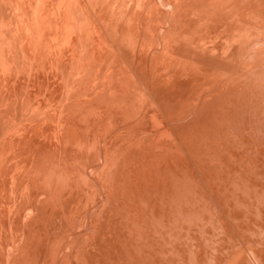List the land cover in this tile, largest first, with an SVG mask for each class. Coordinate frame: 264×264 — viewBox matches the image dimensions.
Instances as JSON below:
<instances>
[{
	"label": "rangeland",
	"instance_id": "1",
	"mask_svg": "<svg viewBox=\"0 0 264 264\" xmlns=\"http://www.w3.org/2000/svg\"><path fill=\"white\" fill-rule=\"evenodd\" d=\"M2 1H4V0H0V2H1L0 3V6H1L0 10L3 9V13H2V11H0L3 14L2 15L0 13V15H1L0 16L1 17L0 23L2 24V25L0 24L1 25L0 26V28H1L0 29V31H1L0 35L1 36L0 37L3 40L4 39L5 40L1 41V44L2 43L3 44L0 46V48H1L4 45V48L2 47L0 49L1 50L0 51L1 52L0 53L1 54L0 55V64H2V62H3L2 66H0L2 68V71H0V72L3 73L6 70V68L8 70L9 68H12L14 66L16 67V65H15V64H17L16 61H18L17 59H20L19 57L24 56L23 53H21V52L26 51V47H27V51H28L29 55H28L27 51H26L25 55H28V61L29 62L25 59L26 56L23 58L24 60L22 58L21 59L24 63L26 61V64L28 62L27 65H29V67L28 66L26 67L25 64L20 63L21 64L20 65L18 63L20 66L17 64V68H18L17 70L14 71L12 68L9 70H13V71L9 72L6 70L5 71L6 73L4 72L7 76L6 78L3 77V76H5V74L2 75V73H0L1 74V76H0V89H1L0 98L2 97V99L4 100V102H2L3 100L0 99L1 100L0 106H3V108H1V109L5 108V110L11 111L9 113L7 111L6 112L4 111L5 113L9 114V117H7L8 116L7 114H6L7 115L6 116L5 113H1L2 119L4 120V118H6V117L8 119H10V117L14 116L13 117L14 120H12V121H11V119L10 120L5 119V120H8L12 123H15L16 122L15 119L16 120L18 119L17 122L20 123V124L15 123L16 126H15V124H13L15 127H17V124H19L18 125L19 127H17L19 130V133L16 132L15 129H17V128H14V126L11 123H9V125L6 123H5V125H3L4 122L2 121L3 124H0V126H1L0 127V135L2 138V139H0V143L2 142L3 139L6 140L5 142H3L4 144L1 143L2 147L0 146V158H1V163H0L1 168L0 169L5 168V166H3L4 160H5V158H3L4 154H5L6 159L10 156V158L7 159L8 161L6 160V163L7 162L12 163V165L9 164L7 167L9 169L11 167V169H13L12 170L13 172H15V169H16V166L13 165V162H14V164H19V167H20V165H23L22 163L25 162L23 165V168L21 166V169L23 170V169L27 168V170H26L27 172H25L24 170L21 171V169L18 167L17 168L19 169V171L16 169L17 172H15V173H13L12 171L5 172V173H7L5 176L6 178H4V176L1 177V174H0V177L5 179V181H6L5 182L3 179H1L4 182L3 183L0 180V184L3 183L0 185V229L2 227V230H1L2 233H0V237H2V239H1L2 241L0 244L2 245V243H3L5 248L7 246V243L9 245L4 250L2 249L3 245L2 246L0 245V248H1L0 256H1L2 252L6 254V256H5L6 259L2 255V257H0V262L4 258V261L2 260L3 262H1V263H4L6 261V264H59V263L60 264H92V263L93 264H132V262H133V264H160V263L161 264H198L201 260L206 261L208 264H212V263L216 264V258L218 257L219 259L224 261L225 264H229V263H231L230 261L232 260V257L235 253L236 254L240 253L241 255L243 254V256H241V257H245L247 260H249L250 259L249 254L252 255L251 251L253 249H255L256 251L258 250L260 255L263 257V258H260V264H264V234H263L264 233V192H262V190L254 189V186H257V188L260 187V189H262L264 187V178H263L264 177V160H263L264 159V86L254 84L255 77L260 72H262V70L264 69V16H261L260 13L257 12V8H256L257 6L254 7L253 4L252 5H244L243 3L237 4L236 0H232V3L230 2L231 0H228V1L227 0H214V2H213V0H211V1L210 0H199V1L193 0L194 3H192V4L189 3L191 0L189 2H188V0H186V1L184 0L185 2L182 1L183 4H180V5H181V8H185V6L187 7V9L186 8L184 9V11L186 10V12H184V14H186V15H184L182 13L183 15L180 14L182 16V18H181V16H179L180 18H178V16H177L178 7L180 9V5H178V2L180 0L179 1H176V0H160V1L159 0H153V1L152 0H130V1L126 0L125 1V0H123L124 1L123 6H121L119 4L122 0H106V1L101 0L102 2H100V3H99V1H96L97 3L95 1H94L95 3L94 2H90V3L87 2V4H89V5H87L86 1L84 2V0H78L79 4L81 3L80 4L81 6L83 4L82 3V1H83L85 4V8H87V11L84 10L85 8L82 9V11L79 12L80 13L79 16L81 15V12L83 14L88 12V13H86V16H87V14H90V12H93V15H92L93 19L91 18V15H89L90 17L87 16V18L85 16V18L86 19L91 18L94 21H91L89 23V20H91V19L86 20L84 18V15L82 14L83 15L82 17L84 18V19L82 18L83 19L82 22L85 23L84 25H86L88 23L89 24L92 23L93 26L96 23L97 25H95V26L97 28H96V30H95L96 32H95L94 30L90 29L89 24H88L89 26L88 25H86V26L80 25L81 29L78 27L79 23L81 21V16L79 18H76V19H78L79 22H77L76 19H75V21H73L74 15L77 12V11L74 12V10H73L74 7H72L70 9V11H67V13L69 12L68 15L66 16L67 18L64 16L65 19L64 18L62 19L61 16L65 15L66 10H63V8H61L57 5H54L55 7L57 6L56 8L54 7V9H56L55 11L58 10L59 11L58 14L61 13L62 15L60 14V16H58V14L56 12V14H57L56 18L57 19L55 20V22L54 21L52 22V19L48 20L50 17L52 18V16H53V19L55 18V14L53 13V8L51 10L49 9V8H51V6H53V4H55V2H56L55 0H52V1L49 0L48 2H47V0L46 1L43 0L44 1L43 3L46 2V4H48V5L44 4L45 8L43 5L42 7H39L37 9L34 6L35 0H24V1L10 0L8 3V7L6 6L7 4L6 5L4 4L8 0L7 1L5 0L3 3H2ZM222 1H224V2L222 3ZM18 2L21 4V6ZM78 2L76 1L75 8H76V6H77V8L80 7V6H78L79 5ZM127 2H130V3L128 4ZM159 2H160V4H159ZM227 2H230V3H228L229 5L226 4ZM125 3H127V4H125ZM131 3L137 4L138 9L137 8L134 9L135 4L133 6V4L131 5ZM217 3H219V4H217ZM18 4H19V7H18ZM97 4H98V7H97ZM184 4H186V5L182 6ZM188 4L189 5L191 4V5L189 6ZM193 4L195 5V7ZM9 5L10 6L12 5L13 8H15L17 5L18 8H15V9L9 11V9H12L11 8L12 6L9 7ZM108 5H110V6L108 7ZM116 5L120 6L121 9L119 7H117ZM124 5L126 6V8ZM162 5H163V8H162ZM171 5H174L175 8L172 7ZM192 5H193V8H192ZM88 6L90 7L91 10H93V9L94 10L93 11L90 10V12H89ZM226 6H228V7H226ZM83 7L84 6H82L80 8H83ZM105 7H107L108 9ZM34 8H35V11L32 14ZM169 8H171V9H169ZM18 9H20L19 14H15V11L18 13ZM38 9L46 10L48 12L47 17H46L47 12L42 13V15L41 14L40 15L42 16V19H44V15L46 18H48V19L45 18V21L43 20L44 22L42 21V23L44 24V26L46 23V25L49 27L45 26L43 28L41 21L40 22L38 21V20H42L41 18L40 19L38 18L39 16H37L38 20L36 19L35 15H37V14L39 15V13L42 12L41 10H40L41 12H39ZM172 9L173 10L175 9V12L177 11L176 15H175V13H174V15L172 14L173 13ZM21 10H23L22 12L26 11V12H24L26 14L23 13L26 17L24 15H22ZM48 10H50V11H48ZM62 10L64 11V13L61 12ZM71 10H73V11H71ZM167 10H169V11H167ZM13 11H14V15H16V17H15L16 19L15 18L13 19V17H14V15L12 16ZM84 11H86V12L84 13ZM115 11H117V12H115ZM180 11L183 12V9H180ZM180 11H179V13H181ZM50 12L52 13V15L49 14ZM144 12H145V15H144ZM201 12L204 13V15L201 14ZM4 13L6 16L4 15ZM10 13H11V16L8 17V15ZM31 14L32 15L35 14V15L32 16ZM171 14L173 15V17H171ZM209 14H210V16H209ZM18 15L21 16L22 18L21 17L19 18ZM11 17H12L13 22L11 21ZM33 17L35 18V22L37 21V23H35L34 21L32 23L31 20H34V19H32ZM58 17L60 18L59 20H58ZM76 17H78V16H76ZM117 17H119V18H117ZM95 18H96L97 22L95 21ZM173 18H174V20H173ZM206 18H208V19H206ZM23 19H24V21H23ZM25 19L28 20V23H30L31 25L33 24L34 26L32 25L30 27V24L28 25L27 20H25ZM97 19L99 20V23H98ZM118 19H121V20L119 21ZM122 19H124V20H122ZM180 19H182V20H180ZM4 20L6 21V24H5ZM19 20H20V23H19ZM64 20H66V21H64ZM102 20H105L106 22L102 21ZM113 20H114V22H113ZM201 20H203V21H201ZM49 21H51L53 23V26H54V24H56L57 21L62 22L63 24L61 23V25H64V23H65V27L59 25L60 23H57V28L59 26H61L63 29L60 27H59V29L54 27L55 30L57 29L58 32L62 29L59 32V34L56 31V36H55V30L52 28L53 26L50 27V25H52V24H51V22L49 24ZM68 21L71 24L73 23V25H74V22L75 23L77 22V26H74V28L75 27L79 28V29L77 28V30L75 29L77 31V33L75 32L74 28L72 27V29L75 32V35H79L78 32L81 33V31H82V34L79 35L81 37L77 36L78 37L77 41H76V39L72 40V38L74 39L76 37L75 35H73L74 34L73 30H72V34H71V30L66 31V28L69 24ZM86 21H88V23ZM109 21H110V23H109ZM256 21H258L259 23ZM9 22H12V24L15 23L14 24L15 26L18 25V26H16V28H19V29H16L15 27H13L14 25H12ZM22 22L25 24L22 25L21 24ZM47 22H48V24H47ZM38 23L40 24V26H42V28L39 26ZM124 23L126 26H124ZM150 23H151V25H149ZM260 23L263 24V26ZM7 24H8V26H7ZM20 24L22 25L21 27H20ZM26 24H27V28L29 27L30 30L32 31V35L34 34L33 37L36 36L35 39L32 37V35L30 33L31 31H29L27 28H25ZM35 24L36 25L38 24V25L36 26ZM166 24H168V26ZM170 24H173V25H170ZM5 25L8 28H6ZM73 25H71V26H73ZM102 25H104V26H102ZM35 26H36V28H35ZM98 26H99V28H98ZM111 26L113 27V29ZM9 27L13 31L11 29H9ZM94 27L92 29H94ZM243 27H245V28H243ZM45 28H47L46 29L47 32L50 31V33L52 35H54L55 37L52 38V37H50V36H52L51 34H48V33L46 34V30H44ZM49 28H51V29L48 30ZM82 28H84L86 31H84V29H82ZM22 29H24L26 31V33ZM36 29L38 32L35 31ZM52 29L54 30V32H53L54 34L51 32ZM89 29L91 30V32ZM97 29L99 30V32L105 31L106 34L109 35V36H106L104 33L102 36V32L99 33V34H101L100 38L102 36L103 40L108 41V39H109V41H110L109 44H108L109 41L108 42L105 41L107 43V45L113 44L112 46H110L113 48L112 49L113 51L111 50V48L108 49V50H111L112 52L109 51L110 53L107 52L105 54V52L107 51L106 50L107 46H105L106 43L102 39L99 38V34H97L98 33ZM161 29L163 30L162 32H164V33L161 32ZM241 29H243V30H241ZM78 30H80V31H78ZM116 30H117V32H116ZM138 31H140L139 34H138ZM14 32L17 34L15 35ZM42 32H44L45 34L44 33L42 34ZM94 32L96 33V35ZM85 33H86V35H85ZM89 33L92 36H90ZM142 33H145V34H142ZM21 34H22V36H21ZM23 34H25V35L23 36ZM36 34H38L39 36H43V35L44 36L47 35V36H45L46 38L41 37L42 39L39 38V36H38V38H39V40H38ZM40 34H42V35H40ZM125 34H127V35H125ZM131 34H132V36H131ZM160 34H163V35H160ZM17 35H19L20 37H25L28 35V37L31 36L32 38H30V37L28 39L26 37H25V39L22 38L21 41L24 42L25 45L24 44L21 45L22 42L21 41H20L21 43L18 42V40L21 38H19V36H17ZM68 35H69V37H68ZM93 35H94V38H93ZM135 35H136V37H135ZM15 37H16V39H15ZM48 37H50L53 41L51 40L52 41L51 42L49 40L50 38H48ZM58 37H60V38L58 39ZM107 37H109V38H107ZM255 37H257V38H255ZM67 38H68V40H66ZM159 38H161V39H159ZM91 39H93L94 41L96 40L95 42H97V44H98V45H95L96 48H97V46L98 47L100 46L102 48V50H106V51H102L103 55L105 54L107 56V54H109V55L114 54L113 59H115V60H113L111 58L113 60L112 62L111 61L108 62L109 60H106L107 62L106 61L104 62V60L106 59L105 58L106 56L104 55V57H103V55L100 54V51H98L99 49L101 50V48H99L97 50L99 55H101V57L98 55V58H96V56L98 54V53H95V52H97V51H95L96 48L92 49L93 52L90 55L89 52H91V49H90L91 45L93 47V43H95L94 41L92 42ZM131 39H132V41H131ZM256 39H257V41H256ZM25 40H27V41H25ZM30 40H32V42L34 44H31L29 46ZM35 40H36V43H35ZM37 40H38V42L40 40L44 42V43L43 42L41 43V41H40V43L42 44V47L40 46L41 45L40 43H37ZM45 40L48 42H46ZM63 40H65V41H63ZM69 40H71V42H75V43L77 42L78 46L75 43L72 45V43H70ZM98 41L103 42L105 45L101 43L102 44V46H101V44L98 43ZM45 42L48 44V49H50V50L53 49V51H54V52L51 51L53 53L49 52L51 54H48V52H47L46 56L43 54L46 51H48V49H46V48H45L46 49L45 52L43 50L44 49L43 47L45 46ZM58 42H60V43H58ZM62 42H63V44H65L67 42V46L65 44V47H63ZM87 42L89 45L86 44ZM90 42H91V44H90ZM56 43L59 45L57 46ZM80 43H82L83 45H87V46L86 47L82 46V44L80 45ZM115 43H118V45L120 43V46L122 45V47L118 46ZM47 44H46V46H47ZM53 44L56 47H58L57 49L60 50V54L65 49L67 51H68V49H70L71 51L69 50V52H71V53H66L64 51L65 53L64 52L62 53L63 56L61 57V55H62L61 54L59 59L58 58L56 59V57H58L59 55H58L57 49L55 50V46ZM70 44L73 46V48H69ZM18 45L20 47H22V49L19 48ZM49 45L54 46V47L51 49L49 47ZM103 45L105 47H103ZM34 46H35V48L33 49ZM79 46H80V49L78 48ZM113 46L114 47L118 46V47H116L114 49ZM61 47H62V49H61ZM82 47H83V49H81ZM123 47H125V48L123 49ZM138 47H139V50H138ZM17 48H18V51H17L18 53L15 51ZM39 48H42V50ZM159 48H160V50H159ZM10 49H12V50L9 51ZM119 49L121 52H119ZM5 50L7 51L6 53L8 54V56H6L7 54L4 53ZM22 50H24V51H22ZM61 50H62V52H61ZM76 50L81 52V56H83L82 59L80 58L81 56L79 53H77L78 51H76ZM82 50H84V51H82ZM114 50L115 51L118 50V52L120 54L117 51H116V53H117L116 54L114 52ZM128 50L129 51L132 50V52H130V54L126 53V51H128ZM14 51L17 53L16 56H18V57H14L16 53L11 56V53H14ZM36 51L38 52V54ZM39 51H40V53H39ZM55 51H57V53ZM133 51H134V54H133ZM19 52H20V55H18ZM123 52L126 54L124 55ZM199 52H200V54H199ZM54 53L56 55L55 58L52 57V56H54ZM194 53H195V55H194ZM4 54L7 58H9V59H6L8 61H6V60L4 61V59L6 58L5 56H3ZM66 54H68L67 56L70 58H66ZM72 54L74 56H75V54L78 57L80 56L79 58L77 57L78 61H80V62L85 61L90 66H91V63H93L91 68H92V70L94 69L96 71L93 70V73H92V71L90 70L91 68L89 66L86 65L87 67H84L85 65H83V64L85 62L84 63L79 62V64L76 63L77 59ZM47 55H49V56L52 55V56H50L52 58H50L49 56L47 58ZM115 55L116 56L118 55L117 58L123 57L122 59H124L126 61V63L129 62L128 65L129 64L130 65L126 66L128 69H126V67L124 68V66H123L124 60L123 61H122V59L117 60L115 58ZM235 55H237V56H235ZM1 56H3V57H1ZM43 56L46 57L45 60L46 59L49 61L51 59L52 60H54V59L58 60V61L54 60L52 63H54V62L58 63L60 60V63H58V64L59 65L61 64V66L63 65V68L61 69L60 66H58L57 64H56L57 65L56 66L55 63H54V66L52 67L51 65H53V64L51 63V65H50V63L48 61L46 63V61L44 59H43L44 61L41 62L42 61L41 58ZM93 56L95 59H93ZM108 56H107V58H108ZM120 56H122V57H120ZM126 56H128L127 59L124 58ZM130 56L131 57L133 56V58L131 59ZM157 56H158V58H157ZM191 56H194V58ZM29 57H30V60H32L35 64V65L32 64L34 74H33V72H29V69L31 68V62H32V61L30 62ZM64 57H65V59H69V60H65L66 62L63 61ZM84 57H85V59H83ZM137 57H138V62H137ZM2 58H3V60H1ZM33 58L36 61H34ZM70 59L72 62L70 61ZM99 59H100L99 62H101V60H102L103 63L101 62L100 64H98L99 62H97V60H99ZM10 60L14 61V62H12L13 63L12 65L10 64L11 63ZM120 60H121V62H123V64L121 63L122 66L120 64ZM149 60H150V62H149ZM39 61L41 62V64L43 63L42 65H45L43 67L44 69L42 68V65L40 64ZM74 61H76V62H74ZM231 61H233L232 64H231ZM5 62H10V63L9 64L6 63V64H8V65H6ZM62 62H64V63L68 62L71 64H70V66H68V64H62ZM118 62H119V64H118ZM133 62H134V64H133ZM191 62H193V63H191ZM75 63L77 64L78 67H80V69L83 68L82 69L83 72H81L82 70L78 71L77 66L73 67V64L75 65ZM109 63L111 65V67L108 65ZM201 63H203V64H201ZM97 64H98V66L101 65L100 66L101 70L97 69V68H99L97 66ZM104 64H107V66H109L110 69H109V67L104 68V67H106ZM115 64L116 65L118 64V65L115 66ZM64 65H67L68 68L64 67ZM102 65H103V67H102ZM8 66H9V68H8ZM24 66L26 68H28V71L26 70V68ZM50 66H51V68H50ZM54 67L56 69V73H55ZM69 67H71L74 71L69 72V70H68ZM75 67H77V68H75ZM130 67L132 68V72H130L131 71L129 69ZM19 68H24L28 73L25 72V70H23V69H21V70H23V71H21ZM32 68L30 71H32ZM49 68L52 70H50ZM71 68H70V70H71ZM84 68H87V69H85L87 72V75H82L85 72ZM112 68H114V69H112ZM121 68L125 69V70L124 69L122 70V71H126V72H124V74L127 73V74H125V76H124V74H122ZM48 69L50 70L49 74L47 72ZM63 69L65 70V72L67 73L68 76L66 75L65 72H64L65 74L63 73V71H62ZM75 69L78 71V73H80V75L82 76L81 78H83V76L85 78L90 77L91 73H92V76L90 78H92V77L94 78L95 76H97V78L96 77L94 78V79H96L95 81H97V83H94L95 81L92 79H90L91 81H88L89 78H87L88 80L82 79L83 81H80L81 79L78 80L77 78H80V77L77 75H76V78H74L75 77L74 72H75V74H77ZM106 69H109L108 73H105ZM135 69H136V71H135ZM53 70H54V73L51 72ZM99 70H100V73H98ZM18 71H20L22 74L20 75V72H18ZM35 71H36V74H35ZM117 71H119L120 73L118 72V75L116 76L114 72H116V74H117ZM144 71H145V73H144ZM13 72H15V74ZM17 72H18V74L16 75ZM57 72L60 73V75ZM138 72H139L140 76L137 74ZM101 73H103V74H101ZM26 74L27 75L32 74L33 75V77L31 75L32 80ZM46 74H48V75H46ZM98 74H99V76H98ZM128 74H129V76L132 75L133 77L132 76H131L132 78L129 77ZM61 75H64L63 77L67 76V77L71 78V79L70 78L67 79V77H66V80L69 81L67 83L68 84L67 88H71V91H70L71 93H67V92L62 93V90H64L62 81L65 84V81H64L65 78H64V80L61 81V78H62ZM104 75H106V76H104ZM112 75H115L116 78L120 75L118 77V79H119L118 82H117V79L114 78L115 76H112ZM20 76H22V77H20ZM211 76H212V78H211ZM16 77L20 81L19 80L16 81L15 80ZM56 77L59 80H56L57 79ZM72 77L74 80L72 79ZM103 77L104 78L106 77L105 79L107 81L105 79H103ZM135 77H138V78L141 77V78L138 79ZM127 78H128V80H130L129 81L130 82L129 87L124 86V85H126V83L128 84ZM180 78H182V79H180ZM28 79H30V81ZM54 79H55V81H53ZM75 79H76V81H75ZM98 79H100V80H98ZM135 79L137 81H134ZM22 80H24L25 83ZM48 80H50V81H48ZM72 80L75 81L77 84L75 83L76 85H74V82H72ZM85 80H86V82H85ZM101 80H104L103 83H101L102 82ZM111 80H112V82H111ZM125 80H127V82ZM51 81H52V83H51ZM120 81H122V83L124 84V85L122 84L123 87L120 85L121 84ZM131 81H134V83L137 82L135 84H137L138 86L134 85V83ZM12 82L13 83L15 82L17 84V86H14V88H13ZM80 82H82L83 84L81 83L82 84L81 85ZM11 83H12V85H11ZM15 83H14V85H15ZM140 83H141V85H140ZM27 84H29V85H27ZM71 84H73L75 87ZM89 84L91 86H93L92 88L94 91L90 87H88ZM94 84L95 85L98 84V85L95 86ZM55 85H57V86H55ZM77 85H80V87L82 89L80 87H78ZM149 85H150V87H149ZM65 86H66V84H65ZM103 86H104V89H101ZM109 86H111V87H109ZM112 86H114V87H112ZM120 86L122 87V89L124 88V90H125V88H126L129 91L128 92L127 90H125L126 91L125 93H128V94L123 93V95L125 97H122L123 95H121V92L122 91L124 92V90H121ZM20 87H22V88H20ZM76 87L78 89H75ZM105 87H107V88H105ZM108 87H109V89H108ZM29 88H31L30 91H29ZM73 88L76 90V93L73 91ZM79 88H80V90H79ZM116 88L117 89L120 88L118 91H121V92H118ZM258 88H260V89H258ZM13 89H14V91H13ZM33 89H35V90H33ZM113 89H114V91H113ZM140 89H143L144 91L140 90ZM145 89L147 90L146 92H145ZM65 90H67V89H65ZM84 90H87V94H86V91H84ZM97 90L99 92L100 91H102V92L99 93ZM24 91H26V92H24ZM45 91H47V92H45ZM2 92H4L5 94L3 95ZM89 92H91V93H89ZM113 92L114 93L115 92L120 93V95L119 94L116 95V93L113 94ZM142 92H144V94ZM147 92H150V93L148 94ZM14 93H15V95H14ZM74 93H75V95H74ZM82 93L84 94L83 97L86 96V99L81 96ZM95 93H96V96H95ZM145 93H147L148 97H147V95L145 96ZM45 94H46V96H42ZM110 94H112V95H110ZM17 95L20 96V98H21V99L19 98L20 100L23 99L24 104L21 101V103L23 104L22 105L23 109H24V106L26 104H27L26 106H29V107H25L26 108L25 110H23V109L21 110L22 106H19V102H18L19 100L18 99H17L18 101L16 100V98H18ZM4 96H5V98H7L9 96V99L11 98V100H13V98L15 96H17L16 98H14V101H17L18 103L17 102L11 103V100L8 101L7 100L8 98L5 100V98H3ZM111 96L113 98H111ZM142 96H143V99H142ZM40 97H42V98L44 97V98L42 99ZM146 97L149 98L148 102H146L147 101ZM152 97H153V99H152ZM59 98H60V100H59ZM61 98H63V99H61ZM32 99H33V101H32ZM151 99H152V101H151ZM102 100H103V102H102ZM27 101H29L28 103L31 102L32 104L34 102L35 103L39 102V104L34 103V105L37 107V108H35L34 105H33V107H31L32 104L28 105V103H26ZM56 102H57V105H58V103L63 104V105H61V107L63 106V108L59 109L60 104L58 105L59 107L57 108V106L55 105ZM70 102H72V103H70ZM76 102L77 103L79 102L78 106H76L77 105ZM155 102L160 109L156 106ZM3 103L4 104L6 103V105L4 106ZM21 103H20V105H21ZM66 103L68 105L67 106L68 108H66V106H65ZM68 103H70V104H68ZM148 103H150V104L148 105ZM10 104L12 105L11 107L14 108V111L16 110V112L13 111L14 114L15 113L17 114L18 108L20 109L19 110L20 112H18L17 116L19 118L22 117L21 119H19L16 116V114L12 115L13 109L10 108ZM16 104H18L17 105L18 108L16 107ZM151 104H153V105H151ZM245 104L246 105L248 104V105L246 106ZM52 105H53V108H52ZM74 105H75V107H74ZM45 106L47 108H45ZM54 107H55V109H54ZM28 108H32V109H30L29 113L26 112V110ZM33 108H34V110H33ZM38 108L41 109L40 110L41 112L39 111ZM44 108L47 110V112L49 111L48 113H50V114H48ZM64 108H66L65 109L66 111H64ZM35 109L38 110L39 112L36 111ZM50 109H52V110H50ZM42 110H44L45 112ZM61 110L63 111L62 112L63 114H61V116L64 115V113L66 114V115H64V117L62 116L63 118H61L60 114H54V113H58L59 111L61 112ZM72 110L75 112H73ZM2 111L3 110H0V112H2ZM22 111H25L26 113L22 112ZM33 111H36L37 113L36 112L34 113ZM52 111L54 112L53 113L54 116L52 114ZM153 111L155 114L153 113ZM23 113H25L26 116L22 115ZM38 113H40L39 116H41L40 121H42V123L44 121L46 122V120H47V122L50 125L52 124L51 128H50V125L48 126V123H45V122H44V125L47 124L48 127H46V125L41 126L42 128L44 127L43 130L45 129V127L48 128L49 132L51 131V133L48 132V134H44V133L41 134L43 131H41L42 129H40V127H37L38 126V123H37V125L34 124L35 127H37V129H34V130L38 131V133L33 130L34 136H31L32 132H33L31 130L33 128H35V127H32V129H31V123L33 124V123L37 122L36 121V119H37L36 115ZM46 113H47V116H46ZM69 113H71V114H69ZM74 113H76V115H74ZM225 113H227V114H225ZM68 114L70 115L69 119L67 116ZM77 114H79V115L77 116ZM228 114H230V115H228ZM27 115L30 117H28ZM71 115H72V117H71ZM81 115H83L84 117ZM31 116L32 117L34 116L33 119L35 121L32 120L34 122L29 121V119L30 120L32 119ZM42 116L46 120L44 118H42ZM74 116L76 118H73ZM96 116H97V118H96ZM55 117H57L59 119L57 121H54V123H56V124L53 125V122H50L48 120L50 118L55 120ZM60 118H61V122H60ZM65 118H67L66 121H65ZM78 118H79V121L74 123L75 120H78ZM83 118L87 123L86 122L83 123V121H82ZM25 119H26V121H25ZM27 119H28V124L25 123L24 125H25V128H27L28 131H30V132L26 131L25 128L22 126L23 125L22 122L23 121L27 122ZM88 119H89V121H87ZM154 119H156L158 122H156V120H155V122L150 121V120H154ZM219 119H221V120H219ZM53 120H51V121H53ZM8 121H7V123H8ZM20 121H22V122H20ZM64 121H65V124L63 123ZM81 121L83 124H80ZM159 122H161V124ZM61 123H63V124H61ZM71 123H72V125H71L72 128H71V126L70 127L67 126ZM213 124H214V126H213ZM6 125H7V127H6ZM20 125L23 127V128L22 127L21 128L25 130V131L22 130V133H24L23 139H20L21 137H23L22 133H20L21 132ZM55 125L56 126L59 125V126L56 127ZM62 125H64V126H62ZM84 125L86 126L85 128H84ZM156 125H158V127H156ZM160 125H162V126H160ZM52 126H54V127H52ZM60 126L64 127L65 131L58 132L57 129L60 130V128H61ZM78 126H79V128H78ZM159 126H160V128H159ZM55 127H56V129H55ZM65 127H68V128L65 129ZM1 128H3L6 132L3 131V129H1ZM8 128H9V132L7 131ZM38 128H39V130H38ZM12 129H13V132L11 133L12 134L11 135L10 132L12 131ZM77 129H80V130H77ZM94 129H95V131H94ZM201 129H203V130H201ZM52 130L55 132H53ZM1 131L5 132V133H3V132L1 133ZM66 131H68L67 136L64 134V132L66 133ZM25 132L26 133L28 132L27 135ZM164 132H168L169 134H167V133H165V134H167V136L169 135L168 137H170L171 139L173 137L174 140L173 139L171 140L168 138H167L168 140H166V137L160 138L161 137L160 134L164 135L163 134ZM6 133H9L10 135H7ZM13 133H15L17 136H20V134H21V137L17 138V136L15 135L16 136V138H15ZM29 133H30V136H29ZM45 133H47V131ZM59 133H60V135H59ZM203 133L205 136L203 135ZM3 134L4 135L6 134L9 137L8 138H7V136L2 137ZM50 134H53V135H50ZM41 135H42V137H43V135H45V136L47 135V138L45 137L42 139ZM53 136H55V139ZM56 136H58V137H56ZM28 137H31V140ZM32 137H34L36 139H33ZM39 137L42 140L45 139L44 141L46 143H47L46 140H49L48 142H50L52 140L53 143H51L52 141L50 142L51 147H49L47 149V146H49V144L43 143L42 140L38 142ZM50 137H52L53 139H50ZM12 138L13 139L15 138V140H14L15 143L12 142V144H11ZM56 138H58V140ZM84 138H86V139L84 140ZM163 138H164V140H163ZM19 139H20V142L21 141L24 142V141H26V139L30 140V141H32V139H33V140H35V142L34 141H32V142L28 141L27 142L26 141V144L23 145V142L21 144L19 142ZM54 140H56V141H54ZM238 140H240V141H238ZM17 141H18V143H16ZM63 141L64 142L66 141V144ZM9 142H10L11 146H14V144H16V145L18 144L17 146H19V143H20L21 149L19 147H16V149H17V151H19V150L23 151L24 150L22 152L23 155L22 154H21L22 156L19 155V157L20 156L22 157V161H21V157L20 158L17 157V162L16 161H13V162L10 161V159L13 158L12 156L14 154H16L15 153L16 150H14L13 148L10 149L11 148L10 147L9 148L10 150H14V152L12 151L14 154L11 151H7L5 153V150H7L6 146L9 145L8 144ZM40 142L42 143V145L39 144ZM67 142H69L68 143L69 145H67ZM28 143L29 144L31 143L32 145L30 144V146L28 147V145H29ZM53 144L55 146L57 144H59V146L57 145V148H56L55 146H53ZM65 145L68 146V147L66 146V150H67L66 153L63 150L64 149L63 147H65ZM102 145H104V146L102 147ZM250 145H251V147H250ZM25 146H26V148H25ZM36 146L38 148H36ZM27 147L29 149H27ZM94 147H95V149H94ZM123 147H124V149H123ZM246 147H247V149H246ZM3 149H4V153H3ZM261 149H262V151H261ZM33 150H34V152H33ZM88 150L89 151L93 150V151L88 153ZM101 150H102V153H101L102 155H99L98 153H100ZM124 150H125V152H124ZM244 150H245V152H244ZM246 150H248V151L246 152ZM40 151H41V153H38ZM63 151H64V154H62ZM142 151H144V152H142ZM147 151H149V152H147ZM9 152H11L13 155H9ZM24 152H26V153H24ZM43 152H45V154ZM53 152H55V153H53ZM69 152H70V154H69ZM1 153L3 156L1 155ZM19 153H21V151H19L18 154ZM30 153H32V155ZM34 153L36 155H34ZM52 153L54 155H52ZM28 154H30V155H28ZM65 154H66V156H65ZM149 154H151V155H149ZM168 154H170V155H168ZM7 155H8V157H7ZM56 155H57V157H56ZM73 155H74V157H73ZM77 155H79L78 156L79 159L76 158ZM145 155H147V156H145ZM241 155L243 157H241ZM31 156H34L35 158L33 159ZM80 156H81V158H80ZM148 156H149V158H148ZM245 156H246V158H244ZM42 157H43V159H42ZM53 157L55 158V161H54ZM61 157H62V161H61ZM166 157H167V159H165ZM14 158L16 160V155ZM18 158H19V161H18ZM38 158H39V160H38ZM48 158H50V159H48ZM65 158L66 159L68 158V159L66 160ZM254 158H256V159H254ZM31 159L34 161H32ZM75 159L77 161L80 160L81 164L76 163ZM146 159L147 160L150 159L152 162L150 160L147 161ZM152 159L154 160V162ZM159 159H160V161H159ZM96 160H98V161L96 162ZM141 160H142V162H141ZM155 160H157V161H155ZM52 161H53V163H52ZM72 161H74V163ZM80 161H78V162H80ZM255 161L257 164L255 163ZM34 162H35V164H34ZM39 162L41 165L37 166V164ZM99 162L102 163L103 165L102 164L100 165ZM146 162H148V163H146ZM253 162H254V164H256L257 167L255 165H251ZM6 163H5V165L8 164V163L7 164ZM46 163H49L50 168H48V166H47L48 164L46 165ZM50 163H52V164H50ZM77 164L79 166L81 165L80 166L81 169ZM158 164L160 167L159 170L157 169ZM247 164H248V166H247ZM34 165H35V167H33ZM61 165H63V166L61 167ZM74 165H76V166H74ZM97 165H98V167H97ZM104 165L106 166L107 169L109 168L110 171L105 169ZM134 165L135 166L138 165V166L135 167ZM160 165H162V166H160ZM31 166L33 167L32 170H31V168H29ZM99 166L101 167L100 168L101 173H99L100 170L97 171V168H99ZM146 166H147V169L146 168H145L146 170L143 169V167H146ZM151 166L152 167L154 166V168H156L155 169L156 172H154L155 171L154 168L152 170ZM24 167H26V168H24ZM39 167H40V169H39ZM52 167H53V169H52ZM117 167L119 168V170L117 169ZM137 167H138V169H137ZM110 168H112V169H110ZM149 168H151L150 171L148 170ZM36 169L38 170L39 175H42V176H39L38 174L37 175L35 174L39 179L37 177H35V175H34V173L37 172ZM49 169L50 170L52 169V172ZM89 169H92V170H90L91 173L93 172L92 174H90ZM189 169H190V172H189ZM245 169H246V171H245ZM5 170L8 171L7 169H5ZM5 170H0L1 171L0 173L3 174ZM28 170H30V171H28ZM40 170H42V172ZM103 170L105 172L106 171L109 172V175L107 174V172L105 173ZM126 170H128V171L126 172ZM143 170H145V173H147V171H149L150 174L147 173L148 175L147 174L144 175L143 173H141ZM31 171H32V173H31ZM49 171L51 173L50 177H48L49 175H46ZM94 171H97V174ZM157 171H158V173H157ZM244 171H245V173H244ZM28 172L30 174H32V176L30 175V177H29L27 175V174H29ZM71 172L77 173V174H75L76 176L74 175V173H71ZM132 172H134V174H132ZM5 173H4V175H5ZM20 173H22V174H20ZM42 173H44V175ZM59 173H60L59 179L55 178V175H58ZM63 173H65L64 176L62 175ZM66 173H68V175ZM88 173H89V175H88ZM103 173L106 176L105 175L103 176ZM152 173H154L153 175H156V177L154 176L155 178H153V175H151ZM187 173H190V174H187ZM10 174H12V175L10 176ZM71 174L74 175L73 180H72L73 176ZM93 174H96L99 177L95 175L96 176V178H95V177H93L94 176ZM123 174H124V176H123ZM229 174H231V175H229ZM193 175L195 178L193 177ZM239 175H242L243 179H241V176H239ZM15 176H16V180H15ZM43 176L45 177V180H47L46 178H48V180L46 181L47 187H46V183H44L45 181H44ZM68 176L69 177L72 176V177H70V179H68L69 182L67 181ZM85 176H88V177H85ZM139 176H140V178H139ZM164 176H165L166 180L162 179V178H164ZM171 176H173V177H171ZM7 177H8V179H7ZM10 177L12 179L14 177V181L12 180L13 183L11 182ZM33 177H34V180H35V178H37L39 181L38 182L34 181L32 179ZM56 177H58V176H56ZM83 177H85V178H83ZM160 177H162V178H160ZM27 178H28V180H27ZM40 178H42V179L40 180ZM62 178H63V180H62ZM76 178H78V179H76ZM79 178H81V180ZM136 178L139 179V184H138V180ZM146 178L148 180L147 182H149V184H151L152 186L149 187V184L146 182ZM151 178L154 179L153 180L154 182H152V183H151V181H152ZM149 179H150V181H149ZM24 180H26V181H24ZM70 180H72V181H70ZM92 180L98 184L99 191H101V193L99 191H97L98 186L94 187V185H92V182H93ZM135 180H137V183L133 182ZM169 180H171V181H169ZM183 180H184V182H183ZM234 180H236V181H234ZM245 180H247V181H245ZM19 181L21 182L20 184H19ZM32 181H33V184L35 186L32 184ZM41 181L44 185H42ZM90 181H91V183H89ZM108 181H110V182L108 183ZM112 181H113V183H112ZM128 181H131L130 184L128 183ZM158 181H159V184H158ZM27 182H28V184H26ZM76 182H78V183H76ZM95 182H93V183L95 184ZM164 182L167 183V187H166V184ZM5 183H6V185H5ZM14 183H16V184H14ZM37 183H38V186H37ZM142 183H144V184H142ZM241 183L246 184V185L248 184V186L250 187L248 189L249 191H246L245 187H243V186L242 187L244 189H242V187L240 185ZM10 184L12 186L16 185L15 189H14V187L10 188L11 187ZM157 184L160 185L161 187H159ZM260 184H263V185H260ZM18 185L21 187H19ZM27 185H29V186H27ZM58 185H60L61 187ZM109 185H111V186H109ZM3 186H5V187H3ZM24 186L25 187L27 186V189H25ZM112 186H115V187H112ZM134 186L138 187V189H139L138 192H137V187L134 188ZM154 186H156L155 190H154ZM157 186L160 188L159 190L157 189L158 188ZM18 187H19V189H18ZM35 187H36V189L38 188L37 190H39V191H37L35 189ZM41 187H44V188H41ZM108 188H109V190H107ZM121 188H123V189L121 190ZM127 188L129 191L131 190L130 192L128 191L129 193H126ZM4 189H5V192H3ZM12 189H13V193H11ZM17 189L19 190V192ZM42 189H44V190H42ZM69 189H70V191H69ZM27 190H29V192ZM46 190H47V192H45ZM157 190H158V192H157ZM21 191H23V193H24L22 195L25 196L27 194V198H25L26 196L25 197L23 196L24 198L21 197L22 196L20 194V193H22ZM41 191H43L44 193ZM121 191H124L123 195H125V194H127V195H126V197H123V195L122 196L119 195V196L123 197L122 199H119L118 194L121 193ZM238 191H240V192L238 193ZM36 192H38V193L36 194ZM9 193L11 194V198H10ZM133 193L136 195V197H135V195H133L135 199H133V197L131 196ZM185 193H186V195H185ZM12 194H13V197H12ZM28 194L30 197H28ZM41 194L42 195L45 194V195H43L45 197L41 196ZM110 194H112V195H110ZM168 194H170V196H168ZM14 195L16 197H18V199ZM150 195H151V197H150ZM37 196L39 197V199H37L38 198ZM52 196H54V199H52ZM130 196L133 200L129 199ZM2 197L3 198L5 197L4 200H2L3 204H1V202H2L1 199H3ZM107 198H109V200H107ZM149 199H150V201H149ZM15 200H17V204H16ZM19 200H21V201H19ZM13 201L15 202V204ZM18 201H19V203H18ZM22 201H24V202H22ZM139 201H141V202H139ZM37 202L39 203V205ZM46 202H48V203H46ZM100 202H101V205H100ZM107 202H108V205H107ZM124 202L127 205L124 204ZM166 202H169L170 204H165ZM42 203H45V205ZM131 203H132V205L130 206ZM135 203L137 204V206ZM149 203H151V204H149ZM133 204H135V205H133ZM17 205L19 207L21 206L20 209ZM22 205L24 206L25 209L22 207ZM139 205L142 209L138 207ZM149 205H150L151 210L148 211L147 208H149ZM128 206L132 207V212H131V208ZM134 206H135V208H138L139 210L141 209L140 211H138V209H137L138 213L143 211V216H147V215L149 216V214H150L149 217H143V219L145 218V220H146L148 218L150 219V217H151L153 219V221H155V224H154V222L150 223L151 222L150 220H149L150 222L149 221L147 222V220H146L147 223L145 222V220L140 221V219L142 220V216H141L142 213H141V215L139 213L138 216L139 217L141 216V218L140 219L136 218L137 220H134V221H138V222L140 221L139 222L140 223L139 228H141V230H140L141 234H139V232L134 233L135 232L134 229H133V232L129 231V230H131V227H130L131 225L133 228L135 226H137V224L136 225L133 224V219L131 220V218H130V217H132V216H130L131 213L133 214L134 211H135L134 214L135 215L137 214L136 210L135 209L133 210ZM174 206H175V208L173 209ZM32 208L34 211L32 210ZM94 208H96L97 211ZM160 208H162V211ZM5 209H8V210L11 209L10 211H12V212L15 211V212H13L14 215L11 216L12 212H8V211L6 212V211H4ZM167 209L170 210V214L172 215V216L170 215L171 220H168V218H167L169 216ZM26 210H30L31 213L29 212V214L27 215ZM19 212H21L20 218L18 216L20 214ZM25 212H26V214H25ZM36 212H39V213L36 214ZM8 213H9V215H7ZM15 213L18 214L17 215L18 221L16 219ZM33 213H35V214H33ZM24 214H25V216H24ZM32 214H33V216H31ZM128 215L130 217H128ZM13 216L15 217L13 219V220H15L14 223H12L13 220L11 219V217H13ZM96 216H98V217L96 218ZM155 216H156V218H155ZM31 217H33L34 219L32 218V220L30 221ZM82 217H83V219H82ZM157 217L160 220L157 219ZM8 218L11 220V223L8 220ZM132 218H134V217H132ZM57 219L59 220V222ZM33 220H35V221L32 222ZM16 221L19 224H17ZM161 221H162V223H161ZM30 222H32V224H30ZM157 222H159V223L157 224ZM22 223H23V227H22ZM26 223L29 225L26 226L27 225ZM33 223L35 225V228H34ZM223 223L225 225H227L224 229L222 228ZM76 224H77V227L79 229L75 227ZM144 224L145 225L148 224L149 226L148 225H147L148 227L144 226ZM81 225H83V226H81ZM153 225H156L157 229L154 227V230H157L158 235L152 234L153 231L152 232H145V231L151 230V228H149L150 226H152V230H153ZM141 226H144L143 228H145V229H142ZM15 227H16V229H15ZM30 227H32L34 229H32ZM86 228H89V229L87 230ZM20 229H22V230H20ZM228 229H229V231H228ZM77 230H79V231H77ZM143 230L146 233V234L144 233L145 236H144V234L142 235ZM251 232L253 235L251 234ZM148 233L150 234L149 235V237H151L150 239L148 237H146V235ZM10 234H11V236H10ZM219 234H221V235L219 236ZM12 235H14V237H12ZM130 235L132 236V238ZM140 235H142V237H144V238H142V237L140 238ZM76 236L77 237L79 236L81 239L78 237L77 241H76ZM156 237H158V238H156ZM7 238H9V240ZM138 238H140V239L137 241ZM233 238H234V240H232ZM5 239L7 240L6 243H5V241H6ZM27 239L29 240V242ZM161 239H163V241ZM21 240H22V242L20 243ZM146 240H148V242ZM151 240L155 246H153V244L150 242ZM127 241L129 243H127ZM85 242H87V243H85ZM139 242H140V244H138ZM149 242L151 243L150 245H152L151 247L149 246ZM78 243H80L79 246H78ZM136 243L138 244V246H135V248H133V245H137ZM161 243H162V245H159ZM254 244H255V246H254ZM139 245L141 247H139ZM206 246H208V247H206ZM233 246H234V248H233ZM74 247L77 249H74ZM136 247H138V249ZM88 248H90V249L88 250ZM129 248L132 249L131 250L132 252L129 251L130 250ZM141 248H143V249L146 248V249L150 250V252L145 250V252L142 253V251H144V250ZM157 249H159V250H157ZM186 249H188V250H186ZM137 250H139V251H137ZM105 251H107V252H105ZM37 252H39V254ZM129 252H131L132 255L135 252L134 254H136V256L139 255V258L138 257L136 258L135 255H133L134 256L133 257L131 255V253H129ZM139 252L142 253L141 257H140ZM16 253H18V254H16ZM30 253L32 254V256ZM152 253H153V255H152ZM184 253H185V255H184ZM28 254L30 256V258H29L30 261H29V259L28 260L25 259V257H27ZM145 254H147V255H145ZM150 254H151V256H150ZM194 254L196 257L194 256ZM37 255H39L40 257ZM157 255L161 256L162 258L160 259L159 256H157ZM175 256H177V257H175ZM184 256H186V257H184ZM226 256H227V258H226ZM59 257H61V258H59ZM132 257L134 260L132 259ZM230 257H231V260H230ZM104 258H105V260H104ZM17 259H19V261ZM21 259H22V262H21ZM82 259H84V260H82ZM157 259H158V261H157ZM228 260H230L229 263L227 262ZM191 261H193V262H191ZM196 261H197V263H196ZM241 264H245V263L242 262Z\"/></svg>",
	"mask_w": 264,
	"mask_h": 264
},
{
	"label": "bare ground",
	"instance_id": "2",
	"mask_svg": "<svg viewBox=\"0 0 264 264\" xmlns=\"http://www.w3.org/2000/svg\"><path fill=\"white\" fill-rule=\"evenodd\" d=\"M4 1H5V0H4ZM4 1H2V3H3ZM6 1H7V0H6ZM9 1H10V0H8L6 3H4L5 5L7 4V5H6L7 7H8V3H9ZM18 1H19V0H18ZM21 1H24V0H21ZM45 1H46V0H45ZM48 1H49V0H47V2H48ZM51 1H52V0H51ZM55 1H56L55 4H53V6H51V8H49L50 10L53 8V13L55 14V18H54V19H53V16H52V18L50 17L49 19L46 18V17L48 16V12H47L46 10H41V9H38L39 12L42 11L41 13H39V12L36 10V11L39 13V15H38V14H37V15L34 14V15L36 16V19H37V16H39V17H38L39 19H40V18L42 19V16H41L42 13L47 12V13H46V17H45V15H44V19H42V20H38V19H37V20H38L39 22L41 21V23H42V21H43V20L45 21V18H46V19H48V20L52 19V22H53V21L55 22V20L57 19V18H56V15L58 14L59 11H58V10L55 11L56 9H54V7H55L54 5H57V6L61 7V8H63V10H66V11H65L66 13H67V11H70V9H71L72 7H74V9H73L74 12L77 11L78 13H77V12H76V14L74 13L75 15H74V20H73V21H75L76 18H79V17L81 16V21H80L79 26H78L79 28H80V25H81V26H86V25H88L91 21H94V20H92V19H93V18H92L93 12H90L91 9H90V7L88 6V9H89L88 11L90 12V14H87V16L90 17L89 15H91V18H92V19H91V18H88V19H91V20H89V23H88V21H86V22L88 23V24H86V25H84L85 23L82 22V20H83V19L85 18V16H86V13H88V12H86V11H87V8H85V4H84V2L86 1V4H87V2L90 3V2H94V1H95V2H96V1H99V3L102 2L101 0H84V2L82 1V3L84 4V5L82 4V6H84V7H83V8H80V7H82V6L80 5L81 3L79 4L78 0H55ZM76 1H77L78 4H79V5H78V4H77V5L80 6V7H78V8H77V6H76V8H75ZM103 1H106V0H103ZM125 1H126V0H125ZM129 1H130V0H129ZM152 1H153V0H152ZM159 1H160V0H159ZM176 1H179V0H176ZM182 1H184V0H180V1L178 2V5L183 4ZM185 1H186V0H185ZM185 1H184V2H185ZM189 1H190V0H188V2H189ZM191 1H192V2H191ZM191 1H190L189 3H191V4L194 3L193 0H191ZM194 1H195V0H194ZM198 1H199V0H198ZM210 1H211V0H210ZM227 1H228V0H227ZM43 2H44L43 0H35V4H34L35 8L37 9V8H39V7H42L44 4H46V2H45V3H43ZM95 2H94V3H95ZM138 2H139V1H138ZM165 2H166V1H165ZM188 2H187V3H188ZM208 2H209V1H208ZM213 2H214V0H213ZM216 2H217V1H216ZM223 2H224V1H222V3H223ZM230 2L232 3V0H231ZM230 2H227L226 4H228V3H230ZM0 3H1V2H0ZM18 3H19V2H18ZM23 3H24V2H23ZM52 3H53V2H52ZM96 3H97V2H96ZM123 3H124V1L122 0L119 4H120L121 6H123ZM127 3L129 4L130 2H127ZM127 3H125V4H127ZM236 3H237V4H242V3H243L244 5H252V4H253L254 7L257 6V7H256V8H257V12H259L261 16H264V0H236ZM19 4H20V3H19ZM19 4H18V7H19ZM132 4H133V3H131V5H132ZM134 4H135V3H134ZM134 4H133V6H134ZM159 4H160V2H159ZM162 4H163V3H162ZM191 4H190V5H191ZM217 4H219V3H217ZM12 5H13V4H12ZM12 5H11V6H12ZM24 5H25V4H24ZM46 5H48V4H46ZM87 5H89V4H87ZM165 5H166V4H165ZM174 5H175V4H174ZM174 5H171V6L174 7ZM176 5H177V4H176ZM185 5H186V4H184V5H182V6H185ZM188 5H189V4H188ZM190 5H189V6H190ZM193 5H194V4H193ZM193 5H192V8H193ZM205 5H206V4H205ZM228 5H229V4H228ZM11 6L9 5V7H11ZM20 6H21V4H20ZM57 6H56V7H57ZM109 6H110V5H108V7H109ZM116 6L120 8V6H118V5H116ZM124 6H125V5H124ZM139 6H140V5H139ZM189 6H188V7H189ZM198 6H199V5H198ZM0 7H1V6H0ZM18 7H17V5H16L15 8H18ZM46 7H47V6H46ZM56 7H55V8H56ZM91 7H92V6H91ZM97 7H98V4H97ZM101 7H102V6H101ZM176 7H177V6H176ZM194 7H195V5H194ZM196 7H197V6H196ZM224 7H225V6H224ZM226 7H228V6H226ZM11 8H12V9H9V11L15 9V8H13V6H12ZM35 8H34L32 14L34 13ZM44 8H45V5H44ZM84 8H85V9H84ZM105 8H107V7H105ZM125 8H126V6H125ZM135 8L138 9V5H137V4H135L134 9H135ZM162 8H163V5H162ZM164 8H165V7H164ZM174 8H175V7H174ZM185 8L187 9L186 6H185ZM185 8H181V5H180V9H183V12H181L182 10L180 11V9H179V7H178V13H177V11L175 12V9H174V10L172 9V10H173V13H172V14L174 15V13H175V15H176V13H177L178 18H180L179 16L183 15L184 12H186V10L184 11ZM204 8H205V7H204ZM30 9H31V8H30ZM78 9H79V10H78ZM82 9L86 10V11H84V13H85V12H86V13L83 14V13L81 12V15L79 16V14H80L79 12L82 11ZM92 9H93V8H92ZM107 9H108V8H107ZM116 9H117V8H116ZM120 9H121V8H120ZM127 9H128V8H127ZM166 9H167V8H166ZM166 9H165V10H166ZM169 9H171V8H169ZM194 9H195V8H194ZM19 10H20V9H18V13L15 11V14H19V12H20ZM24 10H25V9H24ZM31 10H32V9H31ZM40 10H41V11H40ZM50 10H48V11H50ZM59 10H60V9H59ZM63 10L61 11L62 13H64ZM73 10H71V11H73ZM93 10H94V9H93ZM93 10H91V11H93ZM117 10H118V9H117ZM176 10H177V9H176ZM0 11H2V13H3V9H1ZM22 11H23V10H21V12H22ZM97 11H98V10H97ZM108 11H109V10H108ZM167 11H169V10H167ZM179 11H180L181 13H179ZM201 11H202V10H201ZM6 12H7V11H6ZM6 12H5V13H6ZM24 12H26V11H24ZM24 12H22V15L26 14V13H24ZM51 12H52V11H51ZM51 12H50L49 14L52 15ZM56 12H57V14H56ZM115 12H117V11H115ZM134 12H135V11H134ZM196 12H197V11H196ZM0 13H1V12H0ZM2 13H1V14H2ZM5 13H4V15H5ZM12 13H13V14H12V16H13V15H14V11H13ZM23 13H24V14H23ZM66 13H65V15H62V14L60 13V14L62 15V16H61L62 19L64 18V16L66 17V16L68 15L69 12H68L67 14H66ZM182 13H183V14H182ZM199 13H200V12H199ZM32 14H31V15H32ZM40 14H41V15H40ZM54 14H53V15H54ZM60 14H58V16H60ZM70 14H71V13H70ZM72 14H73V13H72ZM82 14L84 15V18L82 17V16H83ZM101 14H102V13H101ZM113 14H114V13H113ZM113 14H112V15H113ZM124 14H125V13H124ZM172 14H171V17H173ZM178 14H179V15H178ZM180 14H181V15H180ZM201 14L204 15V13H202V12H201ZM257 14H258V13H257ZM2 15H3V14H2ZM34 15H32V16H34ZM97 15H98V14H97ZM144 15H145V12H144ZM184 15H186V14H184ZM258 15H259V14H258ZM0 16H1V15H0ZM5 16H6V15H5ZM9 16H11V13L8 15V17H9ZM18 16H19V15H18ZM24 16H25V15H24ZM28 16H29V15H28ZM40 16H41V17H40ZM76 16H78V17H76ZM87 16H86V18H87ZM209 16H210V14H209ZM3 17H4V16H3ZM15 17H16V15H14L13 19H14ZM20 17H21V16H19V18H20ZM25 17H26V16H25ZM25 17H24V18H25ZM68 17H69V16H68ZM123 17H124V16H123ZM175 17H176V16H175ZM175 17H174V18H175ZM183 17H184V16H183ZM240 17H241V16H240ZM21 18H22V17H21ZM66 18H67V17H66ZM82 18H83V19H82ZM86 18H85V19H86ZM101 18H102V17H101ZM106 18H107V17H106ZM108 18H109V17H108ZM117 18H119V17H117ZM142 18H143V17H142ZM167 18H168V17H167ZM174 18H173V20H174ZM181 18H182V16H181ZM0 19H1V17H0ZM15 19H16V18H15ZM32 19H34V20H31V19H30V20L32 21V23H33V21L35 22V18L33 17ZM59 19H60V18L58 17V20H59ZM62 19H61V20H62ZM64 19H65V18H64ZM88 19H86V20H88ZM109 19H110V18H109ZM171 19H172V18H171ZM206 19H208V18H206ZM242 19H243V18H242ZM2 20H3V19H2ZM7 20H8V19H7ZM25 20H27V19H25ZM76 20H77V22H79L78 19H76ZM79 20H80V19H79ZM97 20H98V19H97ZM107 20H108V19H107ZM111 20H112V19H111ZM118 20L120 21L121 19H118ZM122 20H124V19H122ZM166 20H167V19H166ZM166 20H165V21H166ZM178 20H179V19H178ZM178 20H177V21H178ZM180 20H182V19H180ZM0 21H1V20H0ZM4 21H5V20H4ZM8 21H9V20H8ZM11 21H12V17H11ZM23 21H24V19H23ZM44 21H43V22H44ZM62 21H63V20H62ZM64 21H66V20H64ZM69 21H70V20H69ZM69 21H68V22H69ZM95 21H96V18H95ZM102 21H105V20H102ZM119 21H118V22H119ZM148 21H149V20H148ZM157 21H158V20H157ZM201 21H203V20H201ZM262 21H263V20H262ZM12 22H13V21H12ZM12 22H9V23L12 24ZM50 22H51V21H49V24H50ZM52 22H51L52 25H50V27L53 26V23H52ZM77 22H76V23L74 22V25H73V23L71 24V23L69 22L70 25L68 24L69 27L67 26L66 31H67V30H71V34H72V30H73L72 27L74 28V26H77ZM96 22H97V21H96ZM100 22H101V21H100ZM105 22H106V21H105ZM113 22H114V20H113ZM138 22H139V21H138ZM150 22H151V21H150ZM169 22H170V21H169ZM173 22H174V21H173ZM173 22H172V23H173ZM256 22H258V21H256ZM9 23H8V24H9ZM19 23H20V20H19ZM27 23H28V20H27ZM35 23H37V21H36ZM57 23H60L59 25H61L62 22L57 21L56 24H54V26L52 27L54 30H55V28H57ZM94 23H95V22H94ZM94 23H93V24H94ZM98 23H99V20H98ZM109 23H110V21H109ZM122 23H123V22H122ZM127 23H128V22H127ZM246 23H247V22H246ZM254 23H255V22H254ZM258 23H259V22H258ZM0 24H1V23H0ZM5 24H6V21H5ZM8 24H7V26H8ZM14 24H15V23H13L12 25H14ZM17 24H18V23H17ZM21 24L24 25L25 23L22 22ZM21 24H20V27L22 26ZM29 24H30V23H28V25H29ZM38 24H39V23H38ZM38 24H37V25H38ZM47 24H48V22H47ZM62 24H63V23H62ZM106 24H107V23H106ZM111 24H112V23H111ZM168 24H169V23H168ZM168 24H166V25L168 26ZM198 24H199V23H198ZM260 24H261V23H260ZM1 25H2V24H1ZM1 25H0V26H1ZM9 25H10V24H9ZM32 25H33V24H32ZM32 25L30 24V27H31ZM35 25H36V24H35ZM37 25H36V26H37ZM42 25H43V28H44L45 26H46V27H49V26L46 25V23H45V26H44L43 23H42ZM71 25H73V26H71ZM89 25H90V29H91V30H94V31L96 30V28H97V27L95 26V25H97L96 23L94 24L95 27L92 25V23L89 24ZM89 25H88V26H89ZM149 25H151V23H150ZM170 25H173V24H170ZM191 25H192V24H191ZM245 25H246V24H245ZM261 25L263 26V24H261ZM16 26H18V25H16ZM16 26L14 25L13 27L16 28ZM33 26H34V25H33ZM36 26H35V28H36ZM39 26H40V24H39ZM61 26L65 27V23H64V25H61ZM61 26H59V27L62 28ZM91 26H92V27H91ZM100 26H101V25H100ZM102 26H104V25H102ZM124 26H126L125 23H124ZM251 26H252V25H251ZM5 27H6V25H5ZM40 27L42 28V26H40ZM54 27H55V28H54ZM59 27H58L57 29H59ZM78 27H77V28H78ZM93 27H94V29H92ZM111 27H112V26H111ZM6 28H8V27H6ZM25 28H27V24H26V27H25ZM25 28H24V29H25ZM32 28H33V27H32ZM37 28H38V27H37ZM41 28H40V29H41ZM77 28L75 27L74 30H75V29L77 30ZM79 28H78V29H79ZM85 28H86V27H85ZM87 28H88V27H87ZM98 28H99V26H98ZM101 28H102V27H101ZM109 28H110V27H109ZM148 28H149V27H148ZM215 28H216V27H215ZM243 28H245V27H243ZM0 29H1V28H0ZM9 29H11V28L9 27ZM9 29H8V30H9ZM13 29H14V28H13ZM16 29H19V28H16ZM16 29H15V30H16ZM20 29H21V28H20ZM24 29H22V30H24ZM27 29H28L29 31H31L29 27H28ZM46 29H47V28H45L44 30H46ZM50 29H51V28H49L48 30H50ZM53 29H52V31H51L52 33L54 32ZM57 29L55 30V36H56V31H57ZM62 29H63V28H62ZM62 29H61V30H62ZM64 29H65V28H64ZM80 29H81V28H80ZM82 29H84V28H82ZM90 29H89V30H90ZM102 29H103V28H102ZM112 29H113V27H112ZM8 30H7V31H8ZM11 30H12V29H11ZM22 30H21V31H22ZM61 30H60V31H61ZM74 30H73V33H74L73 35H75V32L77 33V31L75 30V32H74ZM91 30H90V32H91ZM100 30H101V29H100ZM241 30H243V29H241ZM256 30H257V29H256ZM9 31H10V30H9ZM12 31H13V30H12ZM16 31H17V30H16ZM24 31H25V30H24ZM24 31H23V32H24ZM35 31H37V29H36ZM60 31H59V32H60ZM78 31H80V30H78ZM84 31H86V30L84 29ZM97 31H98L97 34H99V33L102 32V36H103L104 33H105L106 36H109V35L106 34L105 31H104V32H103V31L99 32L98 29H97ZM149 31H150V30H149ZM162 31H163V30L161 29V32H162ZM0 32H1V31H0ZM37 32H38V31H37ZM44 32H45V31H44ZM44 32H42V34H43ZM59 32L57 31L58 34H59ZM68 32H69V31H68ZM88 32H89V31H88ZM95 32H96V31H95ZM95 32H94V33H95ZM116 32H117V30H116ZM132 32H133V31H132ZM139 32H140V31H138V34H139ZM184 32H185V31H184ZM14 33H15V32H14ZM14 33H13V34H14ZM25 33H26V31H25ZM28 33H29V32H28ZM30 33H31V35H32V31H31ZM35 33H36V32H35ZM47 33H48V34H51L50 31L47 32V30H46V34H47ZM65 33H66V32H65ZM78 33H79V35H81V34H82V31H81V33H80V32H78ZM108 33H109V32H108ZM162 33H164V32H162ZM1 34H2V33H1ZM16 34H17V33H15V35H16ZM38 34H39V33H38ZM38 34H36V35H37V38H38V36H39ZM42 34H40V35H42ZM44 34H45V33H44ZM53 34H54V33H53ZM142 34H145V33H142ZM193 34H194V33H193ZM193 34H192V35H193ZM24 35H25V34H23V36H24ZM29 35H30V34H29ZM33 35H34V34H33ZM33 35H32V37H33ZM51 35H52V34H51ZM79 35H75L76 37H75L74 39L72 38V40H75V39H76V41H77V39H78L77 36H79ZM85 35H86V33H85ZM89 35H90V33H89ZM95 35H96V33H95ZM100 35H101V34H99V38H100ZM105 35H104V36H105ZM125 35H127V34H125ZM160 35H163V34H160ZM192 35H191V36H192ZM0 36H1V35H0ZM4 36H5V35H4ZM6 36H7V35H6ZM17 36H19V35H17ZM17 36H16V37H17ZM21 36H22V34H21ZM45 36H47V35H45ZM45 36H44V35H43V36H39V38H41V37L46 38ZM55 36L52 35V36H50V37L54 38ZM90 36H92V35H90ZM97 36H98V35H97ZM97 36H96V37H97ZM102 36H101L100 39L103 40ZM131 36H132V34H131ZM142 36H143V35H142ZM193 36H194V35H193ZM237 36H238V35H237ZM9 37H10V36H9ZM16 37H15V39H16ZM25 37H26L27 39H28L29 37L32 38L31 36L28 37V35L25 36ZM25 37H20V36H19V38H21V39H19L18 42L21 43V42H22V41H21L22 38L25 39ZM35 37H36V36H34L33 38L35 39ZM50 37H48V38H50ZM68 37H69V35H68ZM70 37H71V36H70ZM79 37H81V36H79ZM135 37H136V35H135ZM143 37H144V36H143ZM143 37H142V38H143ZM160 37H161V36H160ZM4 38H5V37H4ZM10 38H11V37H10ZM13 38H14V37H13ZM37 38H36V39H37ZM39 38H38V40H39ZM59 38H60V37H58V39H59ZM93 38H94V35H93ZM104 38H105V37H104ZM107 38H109V37H107ZM132 38H133V37H132ZM255 38H257V37H255ZM1 39H2V38L0 37V46L3 44V43L1 44V41H4V40H5V39H4V40H3V39L1 40ZM41 39H42V38H41ZM80 39H81V38H80ZM110 39H111V38H110ZM159 39H161V38H159ZM252 39H253V38H252ZM32 40H33V39H32ZM32 40H30L29 46H30L31 44H34V43L32 42ZM38 40H37V43H40L41 40H40L39 42H38ZM43 40H44V39H43ZM49 40L51 41L52 39L50 38ZM66 40H68V38H67ZM98 40H99V39H98ZM102 40H101V41H102ZM114 40H115V39H114ZM216 40H217V39H216ZM12 41H13V40H12ZM20 41H21V42H20ZM23 41H24V40H23ZM25 41H27V40H25ZM45 41H46V40H45ZM52 41H53V40H52ZM52 41H51V42H52ZM58 41H59V40H58ZM63 41H65V40H63ZM82 41H83V40H82ZM82 41H81V42H82ZM91 41L93 42L94 40L91 39ZM95 41H96V40H95ZM95 41H94V42H95ZM103 41L105 42L106 40H103ZM108 41H109V39H108ZM108 41H106V42H108ZM127 41H128V40H127ZM131 41H132V39H131ZM140 41H141V40H140ZM144 41H145V40H144ZM256 41H257V39H256ZM13 42H14V41H13ZM42 42H43V41H41V43H42ZM46 42H48V41H46ZM46 42H45V46L43 47V48H44V49H43L44 52H45L46 49H48V44H47ZM69 42L72 43V45L75 43V42H71V40H69ZM106 42H105V43H106ZM125 42H126V41H125ZM170 42H171V41H170ZM172 42H173V41H172ZM175 42H176V41H175ZM180 42H181V41H180ZM15 43H16V42H15ZM19 43H18V44H19ZM35 43H36V40H35ZM41 43H40V44H41ZM43 43H44V42H43ZM58 43H60V42H58ZM82 43H83V42H82ZM82 43H80V45H81ZM95 43H96V44H95ZM95 43H93V47H94L95 45H98L97 42H95ZM98 43H100V44H101V43L104 44L103 42H100V41H98ZM109 43H110V41L108 42V44H109ZM111 43H112V42H111ZM130 43H131V42H130ZM130 43H129V44H130ZM159 43H160V42H159ZM162 43H163V42H162ZM214 43H215V42H214ZM11 44H12V43H11ZM23 44H24V42H22L21 45H23ZM46 44H47V46H46ZM50 44H51V43H50ZM56 44H57V43H56ZM62 44H63V42H62ZM62 44H61V45H62ZM65 44H66V46H67V42H66ZM65 44H63V47H65ZM75 44L77 45L78 43L76 42ZM86 44L89 45L88 42H87ZM90 44H91V42H90ZM102 44H101V46H102ZM115 44L118 45V43H115ZM124 44H125V43H124ZM137 44H138V43H137ZM170 44H171V43H170ZM24 45H25V44H24ZM26 45H27V44H26ZM37 45H38V44H37ZM51 45H52V44H51ZM51 45H49V47L52 49L55 45H54V44H53L54 46H51ZM58 45H59V44H57V46H58ZM70 45H71V44H70ZM70 45H69V48H73V46H72V45L70 46ZM76 45H75V46H76ZM87 45H83V44H82V46H85V47H86ZM104 45H105V44H104ZM104 45H103V47L107 46V47H106V48H107V49H106L107 51H106V50H102V48H101L100 46H99V47L97 46V48H96V46H95V47L93 48L92 45H91V48H90V49H91V52L88 51L89 54L91 55L92 52H93L92 49H95V48H96L95 51H97L99 48H101V50H100V49L98 50V51H100V54L103 53L102 51H106L105 54H106L107 52H109V51H110V52L113 51V50H112L113 48L110 47V46H112L113 44H111V45H107V43H106V45H105V46H104ZM16 46H17V45H16ZM18 46H19V45H18ZM35 46H36V45H35ZM35 46L33 47V49L35 48ZM40 46L42 47V44H41ZM77 46H78V45H77ZM114 46H115V45H114ZM114 46H113V47H114ZM118 46H120V43H119ZM118 46H116V47H118ZM159 46H160V45H159ZM212 46H213V45H212ZM2 47L4 48V45H3ZM2 47H1V48H2ZM116 47H114V49H115ZM120 47H122V45H121ZM120 47H119V48H120ZM1 48H0V49H1ZM7 48H8V47H7ZM19 48L22 49V47H20V46H19ZM37 48H38V47H37ZM45 48H46V49H45ZM57 48H58V47L55 46V50H56ZM78 48L80 49V46H79ZM110 48H111L112 51H111V50H108V49H110ZM124 48H125V47H123V49H124ZM39 49L42 50V48H39ZM61 49H62V47H61ZM63 49H64V48H63ZM67 49H68V48H67ZM81 49H83V47H82ZM134 49H135V48H134ZM6 50H7V49H6ZM6 50L4 51L5 54H7V53H6V52H7ZM11 50H12V49H10L9 51H11ZM14 50H15V49H14ZM24 50H25V49H24ZM24 50H22V51H24ZM41 50H40V51H41ZM69 50H70V49H68V51H67V50L65 49V50H63V52L65 51L66 53H71V52H69ZM138 50H139V47H138ZM159 50H160V48H159ZM200 50H201V49H200ZM207 50H208V49H207ZM0 51H1V50H0ZM15 51L17 52V51H18V48H17ZM15 51H14V53H11V56H12L13 54L16 53ZM19 51H20V50H19ZM26 51H27V47H26ZM26 51H24L25 53H24V52H21V53H23L24 56H23V57H22V56L19 57L20 59H17L19 62L16 61V63H17V64H18V63H19V64L22 63V64H25L26 67H27V66L29 67V65H27L28 62H29V61H28V55H29V53H28V51H27L28 55H25V54H26ZM40 51H39V53H40ZM51 51H53V49H52V50L48 49V51H46V52L43 53V54L46 56V53H47V52H48V54H51V53L54 52V51H53V52H51ZM57 51H58V55H59V56L56 57V59H57V58L59 59L60 55H61L63 52H62V50H61L62 53L60 54V50L57 49ZM57 51H55V52L57 53ZM70 51H71V50H70ZM76 51H78V50H76ZM82 51H84V50H82ZM98 51L95 52V53H98ZM116 51L118 52V50H116ZM116 51L114 50L115 53H116ZM128 51H129V50H128ZM128 51H126V53H129V54H130V52H132V50L129 51V52H128ZM134 51H135V50H134ZM134 51H133V54H134ZM36 52H37V51H36ZM49 52H51V53H49ZM65 52H64V53H65ZM110 52H109V53H110ZM114 52H113V53H114ZM119 52H121L120 49H119ZM119 52H118V53H119ZM124 52H125V51H124ZM124 52H123V53H124ZM243 52H244V51H243ZM0 53H1V52H0ZM2 53H3V52H2ZM17 53H18V52H17ZM17 53L15 54L14 57H18V56H16ZM30 53H31V52H30ZM34 53H35V52H34ZM77 53H79L80 56H81V52L78 51ZM84 53H85V52H84ZM126 53H124V55H125ZM5 54H4L3 56H5ZM37 54H38V52H37ZM43 54H42V55H43ZM79 54H78V55H79ZM105 54H104V55H105ZM111 54H112V53H111ZM116 54H117V53H116ZM119 54H120V53H119ZM119 54H118V55H119ZM133 54H132V55H133ZM157 54H158V53H157ZM199 54H200V52H199ZM0 55H1V54H0ZM18 55H20V52H19ZM39 55H40V54H39ZM52 55H53V54H52ZM52 55H50V56H52ZM67 55H68V54H66V58H70V57H68ZM69 55H70V54H69ZM72 55H73V54H72ZM87 55H88V54H87ZM98 55H99V53L97 54V56L95 55L96 58H98ZM102 55H103V54H102ZM104 55H103V57H104ZM108 55H109V54H107V56H108ZM118 55H117V56H118ZM135 55H136V54H135ZM152 55H153V54H152ZM154 55H155V54H154ZM194 55H195V53H194ZM3 56H1V57H3ZM6 56H8V54H7ZM6 56H5V57H6ZM25 56H26L25 59L28 61L27 64H26V61H25V63L22 61V59H23ZM45 56H43V57L41 58V60H42L41 62H43V61L45 60V58H46ZM48 56H49V55H47V58H48ZM50 56H49V57H50ZM55 56H56V55H55V53H54V56H52V57L55 58ZM62 56H63V54L61 55V57H62ZM64 56H65V55H64ZM73 56H74V55H73ZM80 56H79V57H80ZM99 56L101 57V55H99ZM105 56H106V55H105ZM107 56L105 57L106 59L104 58L105 60L103 59L104 62H105L106 60H109L108 62H110V61L112 62L113 60H115V59H113V58H114V54H113V55H109V56H108L109 59L107 58ZM117 56L115 55V58H116L117 60L123 58L122 56H120V57H122V58H119V57L117 58ZM155 56H156V55H155ZM155 56H154V57H155ZM235 56H237V55H235ZM14 57H13V58H14ZM52 57H50V58H52ZM74 57H76V59H77L78 56L75 54ZM79 57H78V58H79ZM82 57H83V56H81L80 58L82 59ZM90 57H91V56H90ZM127 57H128V56H126V57H124V58L127 59ZM159 57H160V56H159ZM191 57L194 58V56H191ZM11 58H12V57H11ZM11 58H10V59H11ZM21 58H22V59H21ZM111 58H112L113 60H112ZM130 58L132 59L133 56H132V57L130 56ZM157 58H158V56H157ZM6 59H9V58L6 57V58L4 59V61H5ZM33 59H34V58H33ZM43 59H44V60H43ZM56 59H54V60H55V61H58V60H56ZM60 59H61V58H60ZM76 59H75V60H76ZM83 59H85V57H84ZM93 59H95L94 56H93ZM261 59H262V58H261ZM1 60H3V58H2ZM23 60H24V59H23ZM29 60H30V57H29ZM51 60H52V59H51ZM51 60H50V61H51ZM54 60H52V61L50 62L49 60L46 59L45 61H46V63H47V61H48V62L50 63V65H51V63H52ZM65 60H69V59H65V57H64V58H63V61H65ZM117 60H116V61H117ZM123 60H124V59H122V61H123ZM219 60H220V59H219ZM6 61H8V60H6ZM21 61H22V62H21ZM31 61H32V60H30V62H31ZM34 61H36V60L34 59ZM70 61H71V59H70ZM76 61H77V62H76ZM76 61H74V62H76V63L79 64L80 61H78V59H77ZM86 61H87V60H86ZM95 61H96V60H95ZM99 61H100V59L97 60V62H99ZM130 61H131V60H130ZM260 61H261V60H260ZM10 62H11V63H10ZM10 62H5V64H6V63H8V64L10 63V64L12 65V64H13L12 62H14V61H11V60H10ZM39 62H40V61H39ZM39 62H38V63H39ZM41 62H40V64H41ZM65 62H66V61H65ZM68 62H69V61H68ZM68 62H67V63L62 62V64H68V66H70L71 63H68ZM71 62H72V61H71ZM74 62H73V63H74ZM81 62H83V61H81ZM81 62H80V63H81ZM84 62H85V61H84ZM84 62H83V63H84ZM87 62H88V61H87ZM97 62H96V63H97ZM101 62H102V60H101ZM101 62H99L98 64H100ZM106 62H107V61H106ZM114 62H115V61H114ZM127 62H128V61H127ZM137 62H138V57H137ZM149 62H150V60H149ZM203 62H204V61H203ZM232 62H233V61H231V64H232ZM36 63H37V62H36ZM49 63H48V64H49ZM54 63H55V62H54ZM54 63H52V64H53V65H51L52 67L54 66ZM58 63H60V60H59ZM58 63L56 62L55 65L57 64V65L60 66V68L62 69V68H63V65L61 66V64L59 65ZM76 63H75V65L73 64V67H74V66H77ZM102 63H103V62H102ZM115 63H116V62H115ZM121 63L123 64V62H121V60H120V64H121ZM128 63H129V62H128ZM128 63H126V61L124 60V64H123L124 68H125L126 66H129V65H130V64L128 65ZM191 63H193V62H191ZM191 63H190V64H191ZM2 64H3V62H2ZM2 64H0V66H2ZM5 64H4V65H5ZM8 64H6V65H8ZM17 64H15L16 67H15V66H14V67L11 66V67L13 68L14 71L18 69V68H17ZM19 64H18V65H19ZM32 64L35 65L33 61L31 62V68H32ZM42 64H43V63H42ZM42 64H41V65H42ZM92 64H93V63H91V66H92ZM98 64H97V66H98ZM111 64H112V63H111ZM118 64H119V62H118ZM118 64H117V65H118ZM122 64H121V66H122ZM126 64H127V65H126ZM133 64H134V62H133ZM201 64H203V63H201ZM4 65H3V66H4ZM20 65H21V64H20ZM20 65H19V66H20ZM57 65H56V66H57ZM83 65H85L84 67L89 66V67L91 68V66L88 65V63H86V62H85ZM86 65H87V66H86ZM95 65H96V64H95ZM104 65L106 66V67H104V68H108L109 66L111 67L110 63L108 64L109 66H107V64H104ZM117 65L115 64V66H117ZM148 65H149V64H148ZM245 65H246V64H245ZM248 65H249V64H248ZM259 65H260V64H259ZM22 66H23V65H22ZM44 66H45V65H42V68H43ZM51 66H50V68H51ZM68 66H67V65H64V67H67V68H68ZM100 66H101V65H100ZM100 66H98L99 68H97V69H100ZM143 66H144V65H143ZM4 67H5V66H4ZM6 67H7V66H6ZM24 67H25V66H24ZM26 67H25V68H26ZM34 67H35V66H34ZM40 67H41V66H40ZM48 67H49V66H48ZM77 67H78V66H77ZM77 67H75V68H77ZM93 67H94V66H93ZM102 67H103V65H102ZM102 67H101V68H102ZM110 67H109V69H110ZM148 67H149V66H148ZM243 67H244V66H243ZM245 67H246V66H245ZM0 68H1V67H0ZM8 68H9V66H8ZM12 68H9V69H12ZM15 68H16V69H15ZM31 68L29 69V72H33V74H34L33 68H32V71H30ZM50 68H49V69H50ZM70 68H71V67H69V69H68L69 72H70V71H74L72 68H71V70H70ZM90 68H89V69H90ZM114 68H115V67H114ZM114 68H112V69H114ZM124 68H121V72H122V74H124V72H126V71H122ZM259 68H260V67H259ZM9 69L7 70V68H6V70L9 71V72L13 71V70H9ZM19 69H20V70H21V69L25 70L24 68H19ZM34 69H35V68H34ZM43 69H44V68H43ZM49 69H48V71H47L48 74L50 73V70H52V69H50V70H49ZM58 69H59V68H58ZM64 69H65V68H64ZM64 69L62 70L63 73L65 72ZM79 69H80V67H78L77 70H78V71H81L83 68H81L80 70H79ZM85 69H87V68H84V71H85V72H84L82 75H87V72H86ZM89 69H88V70H89ZM109 69H106L105 73H108V70H109ZM126 69H128V68L126 67ZM129 69L131 70L130 72H132V68L130 67ZM148 69H149V68H148ZM213 69H214V68H213ZM244 69H245V68H244ZM244 69H243V70H244ZM260 69H261V68H260ZM6 70H5V71H6ZM23 70H21V71H23ZM26 70L28 71V68H26ZM26 70H25V72H27ZM45 70H46V69H45ZM54 70H55V73H56V69H55V67H54ZM54 70L51 71V72L54 73ZM75 70H76V69H75ZM77 70H76L77 74H75V72H74V75H75L74 78H76V75H77V76L80 77V78H77L78 80L81 79L80 81H83L84 79H87V78H89V80L87 79L88 81H91L90 79H92V80L95 81L96 79H94V78H95V77L97 78V76H95L94 78H93V77L90 78V77L92 76V73H93V70H94V69L92 70V68L90 69V70L92 71V73L90 72V73H91V74H90L91 76H90V77H87V78H85L84 76H83V78H81L82 76L80 75V73H78ZM88 70H87V71H88ZM90 70H89V71H90ZM100 70H101V69H100ZM100 70H99L98 73H100ZM124 70H125V69H124ZM200 70H201V69H200ZM236 70H237V69H236ZM0 71H2V68L0 69ZM5 71H4V72H5ZM36 71H37V70H36ZM36 71H35V74H36ZM38 71H39V70H38ZM94 71H96V70H94ZM110 71H111V70H110ZM119 71H120V70H119ZM119 71H117V74H116V72H114L116 76L118 75V72H119ZM127 71H128V70H127ZM135 71H136V69H135ZM139 71H140V70H139ZM4 72H3V73L0 72V73H2V75H4V74L6 73V72H5V73H4ZM9 72H8V73H9ZM18 72H20V71H18ZM18 72L16 73V75L18 74ZM43 72H44V71H43ZM47 72H46V73H47ZM81 72H83V70H82ZM103 72H104V71H103ZM148 72H149V71H148ZM196 72H197V71H196ZM232 72H233V71H232ZM8 73H7V74H8ZM13 73L15 74V72H13ZM23 73H24V72H23ZM27 73H28V72H27ZM53 73H52V74H53ZM57 73H58V72H57ZM65 73H66V72H65ZM65 73H64V74H65ZM71 73H72V72H71ZM119 73H120V72H119ZM144 73H145V71H144ZM254 73H255V72H254ZM10 74H11V73H10ZM21 74H22V73L20 72V75H21ZM48 74H46V75H48ZM58 74L60 75V73H58ZM101 74H103V73H101ZM101 74H100V75H101ZM125 74H127V73H125ZM125 74H124V76H125ZM133 74H134V73H133ZM137 74L139 75V72H138ZM140 74H141V73H140ZM12 75H13V74H12ZM26 75H27V74H26ZM26 75H25V76H26ZM31 75H32V74H31ZM31 75H27V76H29V77L31 78ZM50 75H51V74H50ZM54 75H55V74H54ZM66 75H67V73H66ZM66 75H65V76H66ZM69 75H70V74H69ZM115 75H112V76H115ZM130 75H131V74H130ZM141 75H142V74H141ZM254 75H255V74H254ZM254 75H253V76H254ZM0 76H1V74H0ZM18 76H19V75H18ZM27 76H26V77H27ZM56 76H57V75H56ZM63 76H64V75H61V77H62V78H61V81L64 80V78H65L64 81H65L66 86H65V84H64L63 81H62V83H63L64 90L67 89L68 91H67V90H65V91L62 90V93H63V92H64V93H65V92H67V93H71V92H70V91H71V88H67V87H68V86H67V85H68L67 83H68L69 81L66 80V77H67L68 75H67L66 77H63ZM93 76H94V75H93ZM98 76H99V74H98ZM101 76H102V75H101ZM104 76H106V75H104ZM116 76H115L114 78H116ZM119 76H120V75H119ZM119 76H118V77H119ZM128 76H129V74H128ZM128 76H127V77H128ZM131 76H132V75H131ZM131 76H129V77H131ZM139 76H140V75H139ZM148 76H149V75H148ZM148 76H147V77H148ZM3 77L6 78V77H7L6 74H5V76H3ZM20 77H22V76H20ZM23 77H24V76H23ZM32 77H33V75H32ZM47 77H48V76H47ZM53 77H54V76H53ZM57 77H58V76H57ZM57 77H56V78H57ZM118 77L116 78V79H117V82H118V80H119ZM132 77H133V76H132ZM132 77H131V78H132ZM69 78H70V77H67V79H69ZM105 78H106V77H105ZM105 78L103 77V79H105ZM114 78H113V79H114ZM135 78H138V77H135ZM139 78H141V77H139ZM139 78H138V79H139ZM211 78H212V76H211ZM70 79H71V78H70ZM72 79H73V77H72ZM82 79H83V80H82ZM120 79H121V78H120ZM180 79H182V78H180ZM15 80L18 81L19 79H17V77H16ZM28 80L30 81V79H28ZM31 80H32V78H31ZM37 80H38V79H37ZM56 80H59V79L57 78ZM73 80H74V79H73ZM73 80H72V82H74V85H76V84H77V83L75 82L76 79H75V81H73ZM78 80H77V81H78ZM98 80H100V79H98ZM105 80H106V79H105ZM127 80H128V78H127ZM127 80H125V81L127 82ZM131 80H132V79H131ZM150 80H151V79H150ZM150 80H149V81H150ZM211 80H212V79H211ZM6 81H7V80H6ZM19 81H20V80H19ZM22 81H24V80H22ZM22 81H21V82H22ZM48 81H50V80H48ZM53 81H55V79H54ZM61 81H60V82H61ZM101 81H102L101 83H103L104 80H101ZM106 81H107V80H106ZM125 81H124V82H125ZM129 81H130V80H128V84L126 83V85H124V84L122 83V81H120V82H121L120 85L122 86V84H123L124 86H128V87H129V83H130ZM134 81H137V80L135 79ZM134 81H131V82L134 83ZM138 81H139V80H138ZM4 82H5V81H4ZM85 82H86V80H85ZM111 82H112V80H111ZM140 82H141V81H140ZM143 82H144V81H143ZM151 82H152V81H151ZM12 83H13V82H12ZM12 83H11V85H12ZM14 83H15V82H14ZM14 83H13V88H14V86H17V84L15 83V85H14ZM24 83H25V81H24ZM48 83H49V82H48ZM51 83H52V81H51ZM75 83H76V84H75ZM78 83H79V82H78ZM81 83H82V82H80V84H81ZM94 83H97V81H95ZM104 83H105V82H104ZM135 83H137V82H135ZM135 83H134V85H137V84H135ZM147 83H148V82H147ZM4 84H5V83H4ZM19 84H20V83H19ZM82 84H83V83H82ZM82 84H81V85H82ZM86 84H87V83H86ZM105 84H106V83H105ZM118 84H119V83H118ZM118 84H117V85H118ZM150 84H151V83H150ZM250 84H251V83H250ZM254 84H255V85H263V86H264V69L262 70V72H260V73L255 77V79H254ZM27 85H29V84H27ZM51 85H52V84H51ZM69 85H70V84H69ZM71 85H73V84H71ZM74 85H73V86H74ZM92 85H93V84H92ZM94 85H95V84H94ZM97 85H98V84H96L95 86H97ZM106 85H107V84H106ZM110 85H111V84H110ZM112 85H113V84H112ZM130 85H131V84H130ZM140 85H141V83H140ZM21 86H22V85H21ZM23 86H24V85H23ZM55 86H57V85H55ZM77 86L80 87V85H77ZM85 86H86V85H85ZM95 86H94V87H95ZM101 86H102V85H101ZM121 86H120L121 90H124V88L122 89L123 86H122V87H121ZM137 86H138V85H137ZM145 86H146V85H145ZM1 87H2V86H1ZM46 87H47V86H46ZM65 87H66V88H65ZM74 87H75V86H74ZM88 87H90V88L93 90V88H92L93 86H91L90 84H89ZM109 87H111V86H109ZM109 87H108V89H109ZM112 87H114V86H112ZM128 87H127V88H128ZM149 87H150V85H149ZM15 88H16V87H15ZM20 88H22V87H20ZM38 88H39V87H38ZM80 88H81V87H80ZM80 88H79V90H80ZM105 88H107V87H105ZM117 88H118V87H117ZM117 88H116V89H117ZM120 88H119V89H120ZM139 88H140V87H139ZM142 88H143V87H142ZM146 88H147V87H146ZM6 89H7V88H6ZM30 89H31V88H29V91H30ZM47 89H48V88H47ZM47 89H46V90H47ZM52 89H53V88H52ZM75 89H78V88L76 87ZM75 89L73 88V91L76 93V90H75ZM81 89H82V88H81ZM101 89H104V86H103ZM119 89H117V91H118ZM135 89H136V88H135ZM258 89H260V88H258ZM9 90H10V89H9ZM19 90H20V89H19ZM33 90H35V89H33ZM44 90H45V89H44ZM79 90H78V91H79ZM125 90H127V89L125 88ZM125 90H124V92H123V91H122V92H121V91H118V92H121V95H123V93L126 92ZM140 90H143V89H140ZM13 91H14V89H13ZM29 91H28V92H29ZM73 91H72V92H73ZM84 91H86V94H87V90H84ZM89 91H90V90H89ZM93 91H94V90H93ZM97 91H98V90H97ZM104 91H105V90H104ZM104 91H103V92H104ZM113 91H114V89H113ZM127 91H128V90H127ZM143 91H144V90H143ZM146 91H147V90L145 89V92H146ZM0 92H1V89H0ZM24 92H26V91H24ZM40 92H41V91H40ZM45 92H47V91H45ZM49 92H50V91H49ZM49 92H48V93H49ZM98 92H99V91H98ZM100 92H102V91H100ZM100 92H99V93H100ZM106 92H107V91H106ZM109 92H110V91H109ZM111 92H112V91H111ZM128 92H129V91H128ZM256 92H257V91H256ZM21 93H22V92H21ZM75 93H74V95H75ZM80 93H81V92H80ZM83 93H84V92H83ZM83 93H82V95L80 94L82 97H83V95L85 94V93H84V94H83ZM89 93H91V92H89ZM92 93H93V92H92ZM96 93H97V92H96ZM96 93H95V96H96ZM115 93H116V92H115ZM115 93L113 92V94H115ZM142 93L144 94V92H142ZM147 93L149 94L150 92H147ZM147 93H145V96L147 95ZM0 94H1V93H0ZM2 94L4 95L5 93L2 92ZM10 94H11V93H10ZM25 94H26V93H25ZM72 94H73V93H72ZM72 94H71V95H72ZM118 94L120 95V93H116V95H118ZM125 94H128V93H125ZM14 95H15V93H14ZM23 95H24V94H23ZM63 95H64V94H63ZM80 95H79V96H80ZM110 95H112V94H110ZM110 95H109V96H110ZM150 95H151V94H150ZM150 95H149V96H150ZM1 96H2V95H1ZM6 96H7V95H6ZM9 96H10V95H9ZM9 96L7 97L8 99L5 98V96H4L3 98H5V100L7 99L8 101H10L11 98L9 99ZM17 96H18V95H17ZM17 96H15V97L13 96V97L16 98ZM24 96H25V95H24ZM24 96H23V97H24ZM28 96H29V95H28ZM42 96H46V94H45V95H42ZM143 96H144V95H143ZM143 96H142V99H143ZM158 96H159V95H158ZM23 97H22V98H23ZM26 97H27V96H26ZM61 97H62V96H61ZM122 97H125V96L123 95ZM147 97H148V95H147ZM147 97H146V98H147ZM150 97H151V96H150ZM153 97H154V96H153ZM153 97H152V99H153ZM14 98H13V100H11V103H16V102L19 100V101H18V102H19V106H22V105L24 104V103H23V99L20 100V99H21L20 96H18V98H16V100L18 99L17 101H14ZM19 98H20V99H19ZM24 98H25V97H24ZM40 98H42V97H40ZM43 98H44V97H43ZM43 98H42V99H43ZM83 98L86 99V96L83 97ZM111 98H113V97L111 96ZM0 99L3 100L2 97H1ZM25 99H26V98H25ZM29 99H30V98H29ZM61 99H63V98H61ZM75 99H76V98H75ZM88 99H89V98H88ZM148 99H149V98H147V101H146V100H145V101L148 102ZM152 99H151V101H152ZM1 100H0V103H1ZM59 100H60V98H59ZM59 100H58V101H59ZM96 100H97V99H96ZM110 100H111V99H110ZM156 100H157V99H156ZM13 101H14V102H13ZM21 101H22L23 104L21 103ZM24 101H25V100H24ZM30 101H31V100H30ZM32 101H33V99H32ZM55 101H56V100H55ZM85 101H86V100H85ZM149 101H150V100H149ZM2 102H4V100H3ZM5 102H6V101H5ZM18 102H17V103H18ZM28 102H29V101H27L26 103H28ZM102 102H103V100H102ZM146 102H145V103H146ZM9 103H10V102H9ZM20 103H21V105H20ZM34 103H35V102H34ZM34 103L32 104V103L30 102V103H28V105L32 104L31 107H33ZM36 103L39 104V102H36ZM36 103H35V104H36ZM48 103H49V102H48ZM48 103H47V104H48ZM50 103H51V102H50ZM70 103H72V102H70ZM70 103H68V104H70ZM76 103H77V102H76ZM76 103H75V104H76ZM78 103H79V102H78ZM78 103H77L76 106L79 105ZM98 103H99V102H98ZM150 103H151V102H150ZM150 103H148V105H149ZM246 103H247V102H246ZM3 104H4V103H3ZM59 104H60V107L58 106ZM111 104H112V103H111ZM155 104H156V102H155ZM155 104H154V105H155ZM248 104H249V103H248ZM248 104H247V105H248ZM5 105H6V103L4 104V106H5ZM7 105H8V104H7ZM13 105H14V104H13ZM17 105H18V104H16V107L18 108ZM26 105H27V104H26ZM26 105L24 106V109H23V106H22V108L20 107L21 110H22V109L25 110V109H26L25 107H29V106H26ZM55 105L57 106V108L59 107V109L63 108V106L61 107V105H63V104H61V103H58V105H57V102H56ZM64 105H65V104H64ZM151 105H153V104H151ZM245 105H246V104H245ZM247 105H246V106H247ZM11 106H12V105L10 104V108H12ZM34 106H35V105H34ZM65 106H66V108H68V107H67V106H68L67 103H66ZM156 106H157V104H156ZM246 106H245V107H246ZM13 107H14V106H13ZM16 107H15V108H16ZM40 107H41V106H40ZM74 107H75V105H74ZM157 107H158V106H157ZM1 108H3V106H0V110H3L2 112H0V117H1V118H0V120H1V121H0V124H3V122H4L3 125H5V123L8 124V125H9V123H11L12 125L15 124V123H19V122H17L18 119H17V120L15 119V121H16L15 123H12V122L8 121V120H10V119H11V121L14 120V118H13L14 116H13V117H10V119H8V118H7V117H9V114H8V113L11 112V111H9V110L7 111V110H5V108H4V109H1ZM35 108H37V107L35 106ZM45 108H47V107L45 106ZM45 108H44V109H45ZM50 108H51V107H50ZM52 108H53V105H52ZM57 108H56V109H57ZM66 108H64V111H66V110H65ZM158 108H159V107H158ZM225 108H226V107H225ZM247 108H248V107H247ZM12 109H13V110H12ZM12 109H11V110H12V115H15L16 113L14 114V112H16V110L14 111V108H12ZM28 109H29V110H28ZM28 109L26 110V112L29 113L30 109H32V108H28ZM38 109H39V108H38ZM54 109H55V107H54ZM159 109H160V108H159ZM17 110H18V111H17V114H18V112H20V111H19L20 109L18 108ZM33 110H34V108H33ZM35 110H36V109H35ZM40 110H41V109H39V111H40ZM45 110H46V109H45ZM48 110H49V109H48ZM50 110H52V109H50ZM57 110H58V109H57ZM57 110H56V111H57ZM4 111H5V112L7 111L8 113H5ZM13 111H14V112H13ZM36 111H38V110H36ZM36 111H33V112L35 113ZM39 111H38V112H39ZM42 111H44V110H42ZM56 111H55V112H56ZM72 111H73V110H72ZM83 111H84V110H83ZM145 111H146V110H145ZM160 111H161V110H160ZM245 111H246V110H245ZM22 112H25V111H22ZM26 112H25V113H26ZM40 112H41V111H40ZM44 112H45V111H44ZM46 112H47V110H46ZM48 112H49V111H48ZM48 112H47V113H48ZM50 112H51V111H50ZM59 112H60V111H59ZM59 112H58V113H54V112L52 111V114H53V113H54V114H60V116H61V114H63V113H62L63 111L61 110V112H60V113H59ZM73 112H75V111H73ZM1 113H5V115L7 114L8 116L6 115L7 117L4 118V120H3V119H2V116H1ZM25 113H23L22 115H25ZM36 113H37V112H36ZM47 113H46V116H47ZM71 113H72V112H71ZM71 113H69V114H71ZM140 113H141V112H140ZM153 113H154V111H153ZM17 114H16V116H17ZM32 114H33V113H32ZM32 114H31V115H32ZM39 114H40V113L37 114L38 116L36 115V117H37L36 121H37V122H35V123H33V124L31 123V129H32V127H35V125H37V123H38V126H37V127H40V129H42L41 131H43L41 134H43V133H44V134H48L49 129L46 128V127H48L50 124H49V123L47 122V120L43 117V116H44V115H43L42 118H44V119L46 120V122H45V121H44V122H45V123H48V126H47V124H45L46 127H45V129L43 130L44 127L42 128L41 126H45V125H44V122L42 123V121H40V120H41V116H39ZM41 114H42V113H41ZM48 114H50V113H48ZM54 114H53V116H54ZM69 114L67 115V116H68V119H69V116H70ZM80 114H81V113H80ZM82 114H83V113H82ZM154 114H155V113H154ZM154 114H153V115H154ZM162 114H163V113H162ZM225 114H227V113H225ZM245 114H246V113H245ZM3 115H4V114H3ZM5 115H4V116H5ZM22 115H21V116H22ZM33 115H34V114H33ZM64 115H66V114L64 113ZM64 115H62V116L64 117ZM74 115H76V113H74ZM78 115H79V114H77V116H78ZM102 115H103V114H102ZM140 115H141V114H140ZM151 115H152V114H151ZM228 115H230V114H228ZM21 116H20V117H21ZM25 116H26V115H25ZM25 116H24V117H25ZM27 116H28V115H27ZM49 116H50V115H49ZM56 116H57V115H56ZM62 116H61V118H63ZM81 116H83V115H81ZM17 117H18V116H17ZM24 117H23V118H24ZM28 117H30V116H28ZM33 117H34V116H33ZM33 117L31 116L32 119H31V120L29 119V121L34 122L35 120L33 119ZM71 117H72V115H71ZM83 117H84V116H83ZM102 117H103V116H102ZM136 117H137V116H136ZM139 117H140V116H139ZM152 117H153V116H152ZM163 117H164V116H163ZM241 117H242V116H241ZM15 118H16V117H15ZM18 118H19V117H18ZM21 118H22V117H21ZM21 118H19V119H21ZM38 118H39V119H38ZM56 118H57V117H55V120H53V119L50 118L48 121L53 122V125H54V124H56V123H54V121H57V120L59 119V118H57V119H56ZM61 118H60V122H61ZM73 118H76V117L74 116ZM79 118H80V117H79ZM79 118H78V120H75L74 123H76L77 121H79ZM96 118H97V116H96ZM242 118H243V117H242ZM5 119H8V120H5ZM66 119H67V118H65V121H66ZM71 119H72V118H71ZM71 119H70V120H71ZM32 120H34V121H32ZM38 120H39V121H38ZM51 120H53V121H51ZM155 120H156V119H154V120H150V121H154V122H155ZM219 120H221V119H219ZM243 120H244V119H243ZM2 121H3V122H2ZM5 121H6V122H5ZM7 121H8V123H7ZM25 121H26V119H25ZM65 121L63 122L64 124H65ZM82 121H83V123L86 122V121L84 120V118H83ZM82 121L80 122V124H83ZM87 121H89V119H88ZM225 121H226V120H225ZM245 121H246V120H245ZM1 122H2V123H1ZM13 122H14V121H13ZM20 122H22V121H20ZM60 122H59V123H60ZM70 122H71V121H70ZM93 122H94V121H93ZM138 122H139V121H138ZM156 122H158V121L156 120ZM220 122H221V121H220ZM243 122H244V121H243ZM25 123L28 124V119H27V122H24V121L22 122V124H23L22 126H23L24 128H25V125H24ZM63 123H61V124H63ZM72 123H73V122H72ZM72 123L69 124V125H67V126L70 127V126L72 125ZM86 123H87V122H86ZM131 123H132V122H131ZM159 123L161 124V122H159ZM11 124H10V125H11ZM19 124H20V123H19ZM19 124H17V127H19V126H18ZM34 124H35V125H34ZM40 124H41V125H40ZM42 124H43V125H42ZM61 124H60V125H61ZM78 124H79V123H78ZM89 124H90V123H89ZM129 124H130V123H129ZM156 124H157V123H156ZM168 124H169V123H168ZM188 124H189V123H188ZM12 125H11V126H12ZM32 125H33V126H32ZM39 125H40V126H39ZM51 125H52V124H51ZM51 125H50V128H51ZM91 125H92V124H91ZM153 125H154V124H153ZM13 126H14V125H13ZM15 126H16V124H15ZM15 126H14V128H17V127H15ZM22 126L20 125V128H21ZM27 126H28V125H27ZM27 126H26V127H27ZM55 126H56V125H55ZM58 126H59V125H57L56 127H58ZM62 126H64V125H62ZM81 126H82V125H81ZM89 126H90V125H89ZM160 126H162V125H160ZM160 126H159V128H160ZM213 126H214V124H213ZM0 127H1V126H0ZM4 127H5V126H4ZM4 127H3V128H4ZM6 127H7V125H6ZM23 127H22V128H23ZM28 127H29V126H28ZM37 127L33 128L31 131H33L34 129H37ZM52 127H54V126H52ZM56 127H55V129H56ZM60 127H61V126H60ZM68 127H65V129L68 128ZM75 127H76V126H75ZM85 127H86V126L84 125V128H85ZM124 127H125V126H124ZM156 127H158V125H156ZM198 127H199V126H198ZM3 128H1V129H3ZM11 128H12V127H11ZM22 128H21V132H20V133H22V130H23V131H25V130L28 131L27 128H25V130L22 129ZM71 128H72V126H71ZM73 128H74V127H73ZM78 128H79V126H78ZM89 128H90V127H89ZM97 128H98V127H97ZM122 128H123V127H122ZM210 128H211V127H210ZM214 128H215V127H214ZM46 129H47V130H46ZM80 129H81V128H80ZM80 129H77V130H80ZM206 129H207V128H206ZM212 129H213V128H212ZM212 129H211V130H212ZM230 129H231V128H230ZM15 130H16V132L19 133L18 128L15 129ZM15 130H14V131H15ZM17 130H18V131H17ZM29 130H30V129H29ZM38 130H39V128H38ZM67 130H68V129H67ZM77 130H76V131H77ZM152 130H153V129H152ZM201 130H203V129H201ZM3 131H5V130L3 129ZM3 131H1V133H2ZM7 131L9 132V128L7 129ZM34 131H36V130H34ZM34 131L32 132V135H31V136H34ZM44 131H45V132L47 131V133H45ZM52 131H53V130H52ZM57 131L60 132V131H65V130H64V127H61L60 130L57 129ZM94 131H95V129H94ZM172 131H173V130H172ZM231 131H232V130H231ZM5 132H6V131H5ZM5 132H3V133H5ZM12 132H13V129H12V131L10 132V134H11ZM28 132H30V131H28ZM28 132H27V133H28ZM36 132L38 133V131H36ZM53 132H55V131H53ZM53 132H52V133H53ZM212 132H213V131H212ZM25 133H26V132H25ZM27 133H26V135H27ZM49 133H51V131H50ZM61 133H62V132H61ZM78 133H79V132H78ZM165 133L169 134L168 132H164V133H163L164 135L160 134V135H161L160 138H162V137L165 138V137H166V140L171 139L170 137H168L169 135L167 136V134H165ZM6 134H7V135H10L9 133H6ZM6 134H5V135L3 134L2 137H4V136L6 137V136H7ZM13 134H14V137L16 138L17 135H16L15 133H13ZM53 134H54V133H53ZM53 134H50V135H53ZM64 134L67 136L68 131H66V133L64 132ZM93 134H94V133H93ZM97 134H98V133H97ZM174 134H175V133H174ZM234 134H235V133H234ZM11 135H12V134H11ZM15 135H16V136H15ZM50 135H49V136H50ZM55 135H56V134H55ZM59 135H60V133H59ZM65 135H64V136H65ZM170 135H171V134H170ZM203 135H204V133H203ZM227 135H228V134H227ZM22 136H23V137H21V134H20V136H17V138H18V137H19V138L21 137L20 139H23V138H24V133H22ZM29 136H30V133H29ZM38 136H39V135H38ZM85 136H86V135H85ZM175 136H176V135H175ZM204 136H205V135H204ZM8 137H9V136H7V138H8ZM35 137H36V136H35ZM45 137L47 138V135H46V136L43 135V137H42V135H41V138H42V139L45 138ZM53 137H54V139H55V136H53ZM56 137H58V136H56ZM176 137H177V136H176ZM236 137H237V136H236ZM15 138H14V139L12 138V139H11L12 141L10 140V141H11V144H12V142H14ZM28 138H30V140H31V137H28ZM32 138H33V139H36V138H34V137H32ZM37 138H38V137H37ZM48 138H49V137H48ZM164 138H163V140H164ZM167 138H168V139H167ZM205 138H206V137H205ZM205 138H204V139H205ZM0 139H2V138H1V135H0ZM5 139H6V138H5ZM20 139H19V142H20ZM33 139H32V141L35 142V140H33ZM42 139H40V137H39L38 142L41 141ZM50 139H53V138L50 137ZM56 139L58 140V138H56ZM63 139H64V138H63ZM85 139H86V138H84V140H85ZM99 139H100V138H99ZM172 139L174 140L173 137H172ZM172 139H171V140H172ZM246 139H247V138H246ZM30 140H27V139H26L27 142L30 141ZM44 140H45V139H44ZM44 140H42V142H43V143H46ZM59 140H60V139H59ZM159 140H160V139H159ZM171 140H170V141H171ZM252 140H253V139H252ZM5 141H6V140L3 139L1 143L4 144L3 142H5ZM26 141H24L25 143H24L23 141H21L20 143L22 144V142H23V145H24V144H26ZM32 141H30V142H32ZM46 141H47L46 144H49V146H47V145L45 144V145L47 146V149H48L49 147H51L50 142H51L52 140H51L50 142H48L49 140H46ZM54 141H56V140H54ZM66 141H67V140H66ZM66 141H65V142L63 141V142L66 144ZM68 141H69V140H68ZM178 141H179V140H178ZM238 141H240V140H238ZM7 142H8V141H7ZM57 142H58V141H57ZM207 142H208V141H207ZM241 142H242V141H241ZM1 143H0V146L2 145ZM14 143H15V142H14ZM16 143H18V141H17ZM20 143H19V146H17L18 144H17V145L14 144V146L16 145V146L14 147V146H11V144H10V142H9L8 144H9L10 146H9V145L6 146V147H7V150H5V153H6L7 151H11V152L13 151V152H14V150H16V152H15L16 154H14V153L12 152L14 155H13L11 152H9V155H13V156H12L13 158L10 159L11 162H13V161H16V162H17V157H19V155H21V154L23 155L22 152H23L24 150H23V151H22V150H19V151H21V153L18 154L19 151H17V149H16V147H19V148H20ZM51 143H53V141H52ZM54 143H55V142H54ZM59 143H60V142H59ZM68 143H69V142H67V145H69ZM109 143H110V142H109ZM248 143H249V142H248ZM28 144H29V143H28ZM30 144H31V143H30ZM30 144L28 145V147L30 146ZM39 144L42 145L41 142H40ZM39 144H38V145H39ZM76 144H77V143H76ZM104 144H105V143H104ZM245 144H246V143H245ZM31 145H32V144H31ZM57 145L59 146V144H57ZM57 145L55 146V145L53 144V146H55L56 148H57ZM67 145H65V147H63V148H64L63 150L65 151V153H66V151H67V150H66V146H67ZM78 145H79V144H78ZM180 145H181V144H180ZM203 145H204V144H203ZM26 146H27V145H26ZM26 146H25V148H26ZM34 146H35V145H34ZM62 146H63V145H62ZM96 146H97V145H96ZM103 146H104V145H102V147H103ZM194 146H195V145H194ZM1 147H2V146H1ZM10 147H11V148H10ZM23 147H24V146H23ZM28 147H27V149H29ZM67 147H68V146H67ZM89 147H90V146H89ZM97 147H98V146H97ZM105 147H106V146H105ZM105 147H104V148H105ZM181 147H182V146H181ZM203 147H204V146H203ZM247 147H248V146H247ZM247 147H246V149H247ZM250 147H251V145H250ZM9 148H10V149L13 148L14 150H10ZM19 148H18V149H19ZM31 148H32V147H31ZM36 148H38V147L36 146ZM39 148H40V147H39ZM81 148H82V147H81ZM86 148H87V147H86ZM201 148H202V147H201ZM244 148H245V147H244ZM20 149H21V148H20ZM23 149H24V148H23ZM27 149H26V150H27ZM53 149H54V148H53ZM59 149H60V148H59ZM59 149H58V150H59ZM71 149H72V148H71ZM79 149H80V148H79ZM94 149H95V147H94ZM102 149H103V148H102ZM123 149H124V147H123ZM222 149H223V148H222ZM222 149H221V150H222ZM227 149H228V148H227ZM231 149H232V148H231ZM26 150H25V151H26ZM38 150H39V149H38ZM55 150H56V149H55ZM125 150H126V149H125ZM125 150H124V152H125ZM173 150H174V149H173ZM248 150H249V149H248ZM248 150H246V152H247ZM45 151H46V150H45ZM47 151H48V150H47ZM56 151H57V150H56ZM64 151L62 152V154H64ZM74 151H75V150H74ZM92 151H93V150H91V151L88 150V153H89V152H92ZM186 151H187V150H186ZM251 151H252V150H251ZM261 151H262V149H261ZM1 152H2V151H1ZM33 152H34V150H33ZM36 152H37V151H36ZM50 152H51V151H50ZM79 152H80V151H79ZM142 152H144V151H142ZM147 152H149V151H147ZM155 152H156V151H155ZM229 152H230V151H229ZM232 152H233V151H232ZM244 152H245V150H244ZM3 153H4V149H3ZM10 153H11V154H10ZM24 153H26V152H24ZM38 153H41V151L38 152ZM43 153L45 154V152H43ZM43 153H42V154H43ZM46 153H47V152H46ZM53 153H55V152H53ZM53 153H52V155H54ZM101 153H102V150H101V152L98 153V154H99V155H102ZM169 153H170V152H169ZM202 153H203V152H202ZM235 153H236V152H235ZM7 154H8V153H7ZM17 154H18V155H17ZM30 154L32 155V153H30ZM30 154H28V155H30ZM50 154H51V153H50ZM69 154H70V152H69ZM69 154H68V155H69ZM77 154H78V153H77ZM232 154H233V153H232ZM241 154H242V153H241ZM243 154H244V153H243ZM1 155H2V153H1ZM15 155H16V160H15V158H14ZM22 155H21V156H22ZM34 155H36V154L34 153ZM68 155H67V156H68ZM71 155H72V154H71ZM99 155H98V156H99ZM121 155H122V154H121ZM127 155H128V154H127ZM143 155H144V154H143ZM149 155H151V154H149ZM152 155H153V154H152ZM168 155H170V154H168ZM2 156H3V155H2ZM21 156H20V157H21ZM43 156H44V155H43ZM50 156H51V155H50ZM50 156H49V157H50ZM65 156H66V154H65ZM65 156H64V157H65ZM78 156H79V155L76 156L77 159H79ZM87 156H88V155H87ZM134 156H135V155H134ZM145 156H147V155H145ZM7 157H8V155H7ZM20 157H19V158H20ZM23 157H24V156H23ZM25 157H26V156H25ZM31 157H32L33 159L35 158L34 156H31ZM31 157H30V158H31ZM40 157H41V156H40ZM56 157H57V155H56ZM59 157H60V156H59ZM73 157H74V155H73ZM100 157H101V156H100ZM141 157H142V156H141ZM194 157H195V156H194ZM194 157H193V158H194ZM217 157H218V156H217ZM241 157H243V156L241 155ZM3 158H5V160H4V163H3L4 165H3V164H2V165L5 166V168L0 169V170H5V169L8 170L9 168H8L7 166H8L9 164L12 165V163L7 162V163H8V164H7V163H6V160L9 159L10 156L6 159L5 154H4V157H3ZM19 158H18V161H19ZM53 158H54V157H53ZM68 158H69V157H68ZM68 158H67V159H68ZM80 158H81V156H80ZM91 158H92V157H91ZM139 158H140V157H139ZM148 158H149V156H148ZM155 158H156V157H155ZM163 158H164V157H163ZM168 158H169V157H168ZM218 158H219V157H218ZM244 158H246V156H245ZM42 159H43V157H42ZM48 159H50V158H48ZM65 159H66V158H65ZM67 159H66V160H67ZM69 159H70V158H69ZM100 159H101V158H100ZM165 159H167V157H166ZM169 159H170V158H169ZM169 159H168V160H169ZM235 159H236V158H235ZM252 159H253V158H252ZM254 159H256V158H254ZM25 160H26V159H25ZM31 160H32V159H31ZM38 160H39V158H38ZM66 160H65V161H66ZM128 160H129V159H128ZM138 160H139V159H138ZM146 160H147V159H146ZM149 160H150V159H149ZM149 160H147V161H149ZM152 160H153V159H152ZM263 160H264V159H263ZM7 161H8V160H7ZM21 161H22V157H21ZM23 161H24V160H23ZM32 161H34V160H32ZM44 161H45V160H44ZM44 161H43V162H44ZM54 161H55V158H54ZM61 161H62V157H61ZM75 161H76V163H80V164H81V161H80V160H78V161H80V162H78L76 159H75ZM87 161H88V160H87ZM97 161H98V160H96V162H97ZM99 161H100V160H99ZM101 161H102V160H101ZM104 161H105V160H104ZM150 161H151V160H150ZM155 161H157V160H155ZM159 161H160V159H159ZM163 161H164V160H163ZM205 161H206V160H205ZM249 161H250V160H249ZM249 161H248V162H249ZM35 162H36V161H35ZM35 162H34V164H35ZM69 162H70V161H69ZM72 162L74 163V161H72ZM141 162H142V160H141ZM143 162H144V161H143ZM151 162H152V161H151ZM153 162H154V160H153ZM180 162H181V161H180ZM192 162H193V161H192ZM244 162H245V161H244ZM262 162H263V161H262ZM0 163H1V158H0ZM5 163H6L7 165H5ZM24 163H25V162H24ZM24 163H22V164L24 165ZM30 163H31V162H30ZM52 163H53V161H52ZM52 163H50V164H52ZM58 163H59V162H58ZM61 163H62V162H61ZM114 163H115V162H114ZM146 163H148V162H146ZM164 163H165V162H164ZM167 163H168V162H167ZM173 163H174V162H173ZM255 163H256V161H255ZM32 164H33V163H32ZM47 164H48V165H47ZM85 164H86V163H85ZM99 164L101 165L102 163L99 162ZM112 164H113V163H112ZM152 164H153V163H152ZM159 164H160V163H159ZM159 164H158V167H157L158 170H159V168H160V167H159ZM242 164H243V163H242ZM256 164H257V163H256ZM256 164H254V162H253L251 165H255V166H256ZM13 165L16 166V169H17L18 171H19L18 168L21 169V166H22V168H23V165H20V167H19V164H14V162H13ZM17 165H18V166H17ZM25 165H26V164H25ZM38 165H39V166L41 165L40 162L37 164V166H38ZM46 165L48 166V168H50V167H49V166H50L49 163H46ZM77 165H78V164H77ZM94 165H95V164H94ZM102 165H103V164H102ZM131 165H132V164H131ZM142 165H143V164H142ZM145 165H146V164H145ZM147 165H148V164H147ZM150 165H151V164H150ZM262 165H263V164H262ZM3 166H2V167H3ZM51 166H52V165H51ZM62 166H63V165H61V167H62ZM74 166H76V165H74ZM78 166H79V165H78ZM80 166H81V165H80ZM80 166H79V167H80ZM104 166H105V165H104ZM111 166H112V165H111ZM128 166H129V165H128ZM128 166H127V167H128ZM134 166H135V165H134ZM136 166H138V165H136ZM136 166H135V167H136ZM139 166H140V165H139ZM148 166H149V165H148ZM160 166H162V165H160ZM240 166H241V165H240ZM247 166H248V164H247ZM6 167H7V168H6ZM9 167H10V166H9ZM17 167H18V168H17ZM33 167H35V165H34ZM33 167L31 166V167H29V168H31V170H32ZM42 167H43V166H42ZM83 167H84V166H83ZM92 167H93V166H92ZM97 167H98V165H97ZM107 167H108V166H107ZM130 167H131V166H130ZM151 167H152V166H151ZM236 167H237V166H236ZM236 167H235V168H236ZM250 167H251V166H250ZM256 167H257V166H256ZM0 168H1V166H0ZM24 168H26V167H24ZM37 168H38V167H37ZM55 168H56V167H55ZM85 168H86V167H85ZM100 168H101V167L99 166V168H97V171L100 170ZM102 168H103V167H102ZM122 168H123V167H122ZM145 168L147 169V166H146V167H143V169H145ZM153 168H154V166L152 167V170H153ZM171 168H172V167H171ZM10 169H11V167H10ZM10 169H9L8 171L5 170L4 173L13 170V169H11V170H10ZM14 169H15V168H14ZM16 169H15V172H17ZM39 169H40V167H39ZM52 169H53V167H52ZM52 169H51V170L49 169V170L52 172ZM61 169H62V168H61ZM80 169H81V167H80ZM105 169H107L106 166H105ZM110 169H112V168H110ZM113 169H114V168H113ZM117 169L119 170L118 167H117ZM127 169H128V168H127ZM133 169H134V168H133ZM137 169H138V167H137ZM146 169H145V170H146ZM150 169H151V168H149L148 170L150 171ZM155 169H156V168H154V170H155ZM196 169H197V168H196ZM196 169H195V170H196ZM242 169H243V168H242ZM250 169H251V168H250ZM258 169H259V168H258ZM23 170H24L25 172H27V171H26L27 168H26V169H23ZM23 170L21 169V171H23ZM56 170H57V169H56ZM90 170H92V169H89V171H90ZM95 170H96V169H95ZM107 170H109V168H108ZM115 170H116V169H115ZM145 170H143L141 173H143L144 175L147 174V173L150 174L149 171H147V173H145ZM243 170H244V169H243ZM247 170H248V169H247ZM28 171H30V170H28ZM33 171H34V170H33ZM36 171H37V172L34 173V175H35V174H36V175H37V174L39 175L37 169H36ZM40 171L42 172V170H40ZM43 171H44V170H43ZM50 171L46 174V175H49L48 177H50V175H51ZM73 171H74V170H73ZM78 171H79V170H78ZM97 171H94V172H96V174H97ZM103 171H104V170H103ZM103 171H102V172H103ZM109 171H110V170H109ZM113 171H114V170H113ZM116 171H117V170H116ZM123 171H124V170H123ZM127 171H128V170H126V172H127ZM139 171H140V170H139ZM196 171H197V170H196ZM224 171H225V170H224ZM240 171H241V170H240ZM245 171H246V169H245ZM245 171H244V173H245ZM0 172H1V171H0ZM12 172H13V171H12ZM15 172H13V173H15ZM45 172H46V171H45ZM55 172H56V171H55ZM55 172H54V173H55ZM58 172H59V171H58ZM61 172H62V171H61ZM61 172H60V173H61ZM68 172H69V171H68ZM104 172H105V171H104ZM106 172H107V171H106ZM106 172H105V173H106ZM135 172H136V171H135ZM154 172H156V170H155ZM159 172H160V171H159ZM189 172H190V169H189ZM238 172H239V171H238ZM242 172H243V171H242ZM4 173H3V174L0 173V174H1V177L4 176V178H6L5 176H6L7 173H5V175H4ZM28 173H29V172H28ZM31 173H32V171H31ZM60 173H59L58 175H55V178L59 179V175H60ZM71 173H74V172H71ZM78 173H79V172H78ZM81 173H82V172H81ZM92 173H93V172H92ZM92 173H91V171H90V174H92ZM99 173H101V170H100ZM136 173H137V172H136ZM139 173H140V172H139ZM141 173H140V174H141ZM157 173H158V171H157ZM157 173H156V174H157ZM167 173H168V172H167ZM170 173H171V172H170ZM172 173H173V172H172ZM182 173H183V172H182ZM191 173H192V172H191ZM240 173H241V172H240ZM20 174H22V173H20ZM20 174H19V175H20ZM42 174L44 175V173H42ZM64 174H65V173H63L62 175L64 176ZM66 174L68 175V173H66ZM75 174H77V173H74V175H75ZM96 174H93V175H94L93 177L96 178V176H98V175H96ZM107 174L109 175V172H107ZM118 174H119V173H118ZM132 174H134V172H132ZM137 174H138V173H137ZM148 174H147V175H148ZM153 174H154V173H152L151 175H153ZM187 174H190V173H187ZM11 175H12V174H10V176H11ZM14 175H15V174H14ZM14 175H13V176H14ZM19 175H18V176H19ZM27 175H28L29 177H30V175L32 176V174H30V173L27 174ZM34 175H33V176H34ZM36 175H35V177H37ZM69 175H70V174H69ZM71 175H72L73 177H72V176H70V177H72V180H73V179H74V175H73V174H71ZM80 175H81V174H80ZM88 175H89V173H88ZM95 175H96V176H95ZM104 175H105V174L103 173V176H104ZM138 175H139V174H138ZM138 175H137V176H138ZM210 175H211V174H210ZM229 175H231V174H229ZM7 176H8V175H7ZM39 176H42V175H39ZM56 176H58V177H56ZM75 176H76V175H75ZM91 176H92V175H91ZM103 176H102V177H103ZM105 176H106V175H105ZM110 176H111V175H110ZM123 176H124V174H123ZM134 176H135V175H134ZM142 176H143V175H142ZM154 176L156 177V175H153V178H155ZM173 176H174V175H173ZM173 176H171V177H173ZM182 176H183V175H182ZM191 176H192V175H191ZM223 176H224V175H223ZM239 176H241V179H243L242 175H239ZM245 176H246V175H245ZM1 177H0V180L3 179V178H1ZM26 177H27V176H26ZM43 177H44V176H43ZM46 177H47V176H46ZM66 177H67V176H66ZM70 177L68 176L67 181H68V179H70ZM80 177H81V176H80ZM85 177H88V176H85ZM85 177H83V178H85ZM98 177H99V176H98ZM118 177H119V176H118ZM127 177H128V176H127ZM144 177H145V176H144ZM176 177H177V176H176ZM179 177H180V176H179ZM193 177H194V175H193ZM193 177H192V178H193ZM253 177H254V176H253ZM262 177H263V176H262ZM37 178H38V177H37ZM37 178H35V180H34V177H33L32 179H33L34 181H37V182H38V181H39V180H38L39 178H38V179H37ZM53 178H54V177H53ZM60 178H61V177H60ZM91 178H92V177H91ZM124 178H125V177H124ZM139 178H140V176H139ZM148 178H149V177H148ZM160 178H162V177H160ZM160 178H159V179H160ZM194 178H195V177H194ZM246 178H247V177H246ZM255 178H256V177H255ZM263 178H264V177H263ZM7 179H8V177H7ZM10 179H11V182L13 183V181H14V177H13V179L10 177ZM36 179H37V180H36ZM41 179H42V178H40V180H41ZM46 179L48 180V178H46ZM76 179H78V178H76ZM79 179L81 180V178H79ZM89 179H90V178H89ZM110 179H111V178H110ZM136 179L138 180V184H139V179H138V178H136ZM151 179H152V178H151ZM162 179H165V176H164V178H162ZM187 179H188V178H187ZM3 180L5 181V179H3ZM12 180H13V181H12ZM15 180H16V176H15ZM27 180H28V178H27ZM47 180H45V177H44V181H45L44 183H46ZM62 180H63V178H62ZM72 180H70V181H72ZM98 180H99V179H98ZM100 180H101V179H100ZM116 180H117V179H116ZM133 180H134V179H133ZM137 180H135V181H133V182H136V183H137ZM153 180H154V179H152L151 183L154 182ZM160 180H161V179H160ZM165 180H166V179H165ZM165 180H164V181H165ZM175 180H176V179H175ZM191 180H192V179H191ZM200 180H201V179H200ZM1 181H2V180H1ZM24 181H26V180H24ZM24 181H23V182H24ZM78 181H79V180H78ZM92 181H93V180H92ZM96 181H97V180H96ZM114 181H115V180H114ZM147 181H148V180H147V178H146V182H147ZM149 181H150V179H149ZM169 181H171V180H169ZM177 181H178V180H177ZM177 181H176V182H177ZM179 181H180V180H179ZM193 181H194V180H193ZM202 181H203V180H202ZM234 181H236V180H234ZM245 181H247V180H245ZM253 181H254V180H253ZM2 182H3V181H2ZM5 182H6V181H5ZM15 182H16V181H15ZM30 182H31V181H30ZM30 182H29V183H30ZM68 182H69V181H68ZM86 182H87V181H86ZM93 182H95V181H93ZM93 182H92V185H94V187H95V186H98V184H97L96 182H95L96 185H95ZM97 182H98V181H97ZM109 182H110V181H108V183H109ZM116 182H117V181H116ZM116 182H115V183H116ZM130 182H131V181H128L129 184H130ZM133 182H132V183H133ZM166 182H167V181H166ZM166 182H164V183L166 184V187H167V183H166ZM183 182H184V180H183ZM254 182H255V181H254ZM254 182H253V183H254ZM3 183H4V182H3ZM3 183H1V184H3ZM20 183H21V182L19 181V184H20ZM34 183H35V182H34ZM41 183H42V181H41ZM41 183H40V184H41ZM59 183H60V182H59ZM62 183H63V182H62ZM76 183H78V182H76ZM89 183H91V181H90ZM108 183H107V184H108ZM112 183H113V181H112ZM147 183L149 184V182H147ZM168 183H169V182H168ZM171 183H172V182H171ZM180 183H181V182H180ZM244 183H245V182H244ZM257 183H258V182H257ZM1 184H0V185H1ZM14 184H16V183H14ZM26 184H28V182H27ZM32 184H33V181H32ZM50 184H51V183H50ZM50 184H49V185H50ZM60 184H61V183H60ZM134 184H135V183H134ZM134 184H133V185H134ZM138 184H137V185H138ZM142 184H144V183H142ZM148 184H147V185H148ZM158 184H159V181H158ZM158 184H157V185H158ZM161 184H162V183H161ZM5 185H6V183H5ZM22 185H23V184H22ZM33 185H34V184H33ZM42 185H44V184L42 183ZM75 185H76V184H75ZM83 185H84V184H83ZM100 185H101V184H100ZM112 185H113V184H112ZM114 185H115V184H114ZM133 185H132V186H133ZM154 185H155V184H154ZM171 185H172V184H171ZM178 185H179V184H178ZM180 185H181V184H180ZM201 185H202V184H201ZM240 185H241V187H242V186L245 187V190H246V191H249L248 189H249L250 187L248 186V184L246 185V184H242V183H241ZM240 185H239V186H240ZM254 185H255V184H254ZM257 185H258V184H257ZM260 185H263V184H260ZM10 186H11L10 188H13V187H14V189H15V187H16V185L12 186L11 184H10ZM18 186H19V185H18ZM27 186H29V185H27ZM27 186H26V187L24 186L25 189H27ZM30 186H31V185H30ZM34 186H35V185H34ZM37 186H38V183H37ZM37 186H36V187H37ZM58 186H60V185H58ZM64 186H65V185H64ZM81 186H82V185H81ZM89 186H90V185H89ZM109 186H111V185H109ZM127 186H128V185H127ZM150 186H152V185L149 184V187H150ZM158 186L161 187L160 185H158ZM158 186H157V187H158ZM173 186H174V185H173ZM235 186H236V185H235ZM3 187H5V186H3ZM19 187H21V186H19ZM19 187H18V189H19ZM31 187H32V186H31ZM36 187H35V189H36ZM39 187H40V186H39ZM46 187H47V183H46ZM49 187H50V186H49ZM60 187H61V186H60ZM66 187H67V186H66ZM70 187H71V186H70ZM77 187H78V186H77ZM112 187H115V186H112ZM122 187H123V186H122ZM128 187H129V186H128ZM135 187H137V186H134V188H135ZM147 187H148V186H147ZM149 187H148V188H149ZM155 187H156V186H154V190H155ZM159 187L157 188L158 190L160 189ZM175 187H176V186H175ZM243 187H242V189H244ZM261 187H262V186H261ZM33 188H34V187H33ZM41 188H44V187H41ZM62 188H63V187H62ZM71 188H72V187H71ZM83 188H84V187H83ZM110 188H111V187H110ZM5 189H6V188H5ZM5 189H4L3 192H5ZM18 189H17V190H18ZM25 189H24V190H25ZM37 189H38V188H37ZM37 189H36V190H37ZM59 189H60V188H59ZM78 189H79V188H78ZM94 189H95V188H94ZM96 189H97V188H96ZM115 189H116V188H115ZM122 189H123V188H121V190H122ZM125 189H126V188H125ZM167 189H168V188H167ZM167 189H166V190H167ZM218 189H219V188H218ZM228 189H229V188H228ZM254 189L262 190V192H264V191H263V190H264V187H263L262 189H260V187L257 188V186H254ZM22 190H23V189H22ZM29 190H30V189H29ZM29 190H27V191L29 192ZM40 190H41V189H40ZM42 190H44V189H42ZM61 190H62V189H61ZM90 190H91V189H90ZM107 190H109V188H108ZM138 190H139V189H138V187H137V192H138ZM158 190H157V192H158ZM169 190H170V189H169ZM214 190H215V189H214ZM216 190H217V189H216ZM25 191H26V190H25ZM25 191H24V192H25ZM33 191H34V190H33ZM37 191H39V190H37ZM53 191H54V190H53ZM69 191H70V189H69ZM97 191H99V186H98ZM128 191H129V190H128V188H127V192H126V193H129L131 190H130L129 192H128ZM182 191H183V190H182ZM208 191H209V190H208ZM18 192H19V190H18ZM21 192H22V193H20L21 195L24 194L23 191H21ZM41 192H43V191H41ZM45 192H47V190H46ZM56 192H57V191H56ZM99 192L101 193V191H99ZM123 192H124V191H121V193H119L118 196H119V195L122 196V195H123ZM133 192H134V191H133ZM173 192H174V191H173ZM228 192H229V191H228ZM239 192H240V191H238V193H239ZM11 193H13V189H12ZM16 193H17V192H16ZM37 193H38V192H36V194H37ZM43 193H44V192H43ZM68 193H69V192H68ZM86 193H87V192H86ZM97 193H98V192H97ZM169 193H170V192H169ZM9 194H10V193H9ZM82 194H83V193H82ZM124 194H125V193H124ZM187 194H188V193H187ZM196 194H197V193H196ZM254 194H255V193H254ZM18 195H19V194H18ZM43 195H45V194H43ZM43 195L41 194V196H43ZM110 195H112V194H110ZM126 195H127V194L123 195V197H126ZM133 195H135V194L133 193V194L131 195V196L133 197V199H135ZM137 195H138V194H137ZM157 195H158V194H157ZM161 195H162V194H161ZM185 195H186V193H185ZM14 196H15V195H14ZM19 196H20V195H19ZM23 196H24V195H22L21 197H23ZM25 196H26V197H25ZM25 196H24V197L27 198V194H26ZM58 196H59V195H58ZM83 196H84V195H83ZM121 196H119V199H122V198H123V197H121ZM131 196H130L129 199H132ZM142 196H143V195H142ZM168 196H170V194H168ZM178 196H179V195H178ZM198 196H199V195H198ZM201 196H202V195H201ZM246 196H247V195H246ZM12 197H13V194H12ZM15 197H16V196H15ZM24 197H23V198H24ZM28 197H30L29 194H28ZM34 197H35V196H34ZM37 197H38V196H37ZM43 197H45V196H43ZM135 197H136V195H135ZM150 197H151V195H150ZM160 197H161V196H160ZM2 198H3V197H2ZM4 198H5V197H4ZM4 198L1 199V201L4 200ZM10 198H11V194H10ZM16 198L18 199V197H16ZM180 198H181V197H180ZM224 198H225V197H224ZM19 199H20V198H19ZM37 199H39V197H38ZM37 199H36V200H37ZM42 199H43V198H42ZM44 199H45V198H44ZM46 199H47V198H46ZM50 199H51V198H50ZM52 199H54V196H52ZM125 199H126V198H125ZM133 199H132V200H133ZM168 199H169V198H168ZM176 199H177V198H176ZM10 200H11V199H10ZM40 200H41V199H40ZM100 200H101V199H100ZM107 200H109V198H107ZM151 200H152V199H151ZM195 200H196V199H195ZM214 200H215V199H214ZM15 201H16V204H17V200H15ZM19 201H21V200H19ZM19 201H18V203H19ZM28 201H29V200H28ZM33 201H34V200H33ZM41 201H42V200H41ZM53 201H54V200H53ZM130 201H131V200H130ZM149 201H150V199H149ZM157 201H158V200H157ZM232 201H233V200H232ZM10 202H11V201H10ZM13 202H14V201H13ZM22 202H24V201H22ZM55 202H56V201H55ZM58 202H59V201H58ZM121 202H122V201H121ZM131 202H132V201H131ZM139 202H141V201H139ZM193 202H194V201H193ZM209 202H210V201H209ZM224 202H225V201H224ZM27 203H28V202H27ZM37 203H38V202H37ZM46 203H48V202H46ZM51 203H52V202H51ZM51 203H50V204H51ZM1 204H3V201L1 202ZM11 204H12V203H11ZM14 204H15V202H14ZM20 204H21V203H20ZM22 204H23V203H22ZM24 204H25V203H24ZM31 204H32V203H31ZM42 204L45 205V203H42ZM56 204H57V203H56ZM124 204H126V203L124 202ZM135 204H136V203H135ZM135 204H133V205H135ZM149 204H151V203H149ZM157 204H158V203H157ZM165 204H170V203H169V202H166ZM171 204H172V203H171ZM196 204H197V203H196ZM38 205H39V203H38ZM44 205H43V206H44ZM63 205H64V204H63ZM100 205H101V202H100ZM100 205H99V206H100ZM103 205H104V204H103ZM103 205H102V206H103ZM107 205H108V202H107ZM126 205H127V204H126ZM131 205H132V203L130 204V206H131ZM146 205H147V204H146ZM194 205H195V204H194ZM197 205H198V204H197ZM17 206H18V205H17ZM41 206H42V205H41ZM130 206H128V207H130ZM136 206H137V204H136ZM202 206H203V205H202ZM205 206H206V205H205ZM211 206H212V205H211ZM5 207H6V206H5ZM5 207H4V208H5ZM18 207H19V206H18ZM20 207H21V206H20ZM20 207H19V209H20ZM22 207L24 208L23 205H22ZM38 207H39V206H38ZM68 207H69V206H68ZM100 207H101V206H100ZM125 207H126V206H125ZM138 207L141 208L140 205H139ZM154 207H155V206H154ZM159 207H160V206H159ZM159 207H158V208H159ZM207 207H208V206H207ZM6 208H7V207H6ZM96 208H97V207H96ZM96 208H94V209H96ZM118 208H119V207H118ZM130 208H131V212H132V207H130ZM149 208H150V205H149ZM149 208H147L148 211L151 210V208H150V209H149ZM174 208H175V206L173 207V209H174ZM189 208H190V207H189ZM204 208H205V207H204ZM24 209H25V208H24ZM29 209H30V208H29ZM97 209H98V208H97ZM97 209H96V211H97ZM102 209H103V208H102ZM102 209H101V210H102ZM134 209L136 210V213H137L136 215L134 214L135 211L133 212V214H132L130 211H129V212L131 213L130 216L134 217L135 219L132 218V217H130L129 215H128V217H130L131 220L133 219V224H135V225L137 224V226H135V227L133 228L132 225L130 224V225H131V226H130V227H131V230H129V231L133 232V229H134V231H135L134 233L139 232V234H141V231H140L141 228H139V225H140L139 222H140V221H144L145 218L143 219V217H149L150 214H149V216H148V215H147V216H143V211L139 212L140 215H141V213H142V215H141V216H142V220H141V219H140L141 216H140V217L138 216V215H139V213L137 212V209H138V208H135V206H134L133 210H134ZM141 209H142V208H141ZM141 209H140V210H141ZM160 209H161V211H162V208H160ZM160 209H159V210H160ZM168 209H169V208H168ZM168 209H167V210H168ZM10 210H11V209H9V210H8V209H5L4 211H6V212H7V211H8V212H12V211H10ZM21 210H22V209H21ZM32 210H33V208H32ZM35 210H36V209H35ZM43 210H44V209H43ZM43 210H42V211H43ZM45 210H46V209H45ZM75 210H76V209H75ZM91 210H92V209H91ZM109 210H110V209H109ZM117 210H118V209H117ZM140 210L138 209V211H140ZM167 210H166V211H167ZM19 211H20V210H19ZM33 211H34V210H33ZM53 211H54V210H53ZM172 211H173V210H172ZM209 211H210V210H209ZM13 212H15V211H13ZM13 212H12L11 216L14 215ZM21 212H22V211H21ZM21 212H19V213H20L19 215L15 213L16 219L18 218V216H19V218H20ZM26 212H27V215H28L29 212H30V210H26ZM26 212H25V214H26ZM43 212H44V211H43ZM111 212H112V211H111ZM175 212H176V211H175ZM197 212H198V211H197ZM205 212H206V211H205ZM22 213H23V212H22ZM30 213H31V212H30ZM38 213H39V212H36V214H38ZM48 213H49V212H48ZM130 213H129V214H130ZM149 213H150V212H149ZM168 213H169V216H168L167 218H168V220H171V219H170V215H171V214H170V210H168ZM210 213H211V212H210ZM222 213H223V212H222ZM25 214H24V216H25ZM33 214H35V213H33ZM33 214H32L31 216H33ZM144 214H145V213H144ZM146 214H147V213H146ZM157 214H158V213H157ZM7 215H9V213H8ZM17 215H18V216H17ZM24 216H23V217H24ZM61 216H62V215H61ZM85 216H86V215H85ZM98 216H99V215H98ZM98 216H96V218H97ZM158 216H159V215H158ZM166 216H167V215H166ZM171 216H172V215H171ZM7 217H8V216H7ZM14 218H15L14 216L11 217L12 220H13ZM32 218H33V217H31V219L29 218L30 221L32 220ZM40 218H41V217H40ZM136 218H139L140 221H139V222H138V221H134V220H137ZM155 218H156V216H155ZM33 219H34V218H33ZM77 219H78V218H77ZM82 219H83V217H82ZM89 219H90V218H89ZM115 219H116V218H115ZM139 219H138V220H139ZM157 219H159V218L157 217ZM179 219H180V218H179ZM212 219H213V218H212ZM3 220H4V219H3ZM8 220H9L10 223H11V220H10L9 218H8ZM22 220H23V219H22ZM57 220H58V219H57ZM79 220H80V219H79ZM116 220H117V219H116ZM129 220H130V219H129ZM146 220H147V222L150 220V221H151V222L149 221L150 223H153V222H154V224H155V221H153V219H152L151 217H150V219L148 218V219H146ZM146 220H145V222H146ZM159 220H160V219H159ZM17 221H18V219H17ZM17 221H16V223L19 224ZM34 221H35V220H33L32 222H34ZM61 221H62V220H61ZM94 221H95V220H94ZM102 221H103V220H102ZM14 222H15V220H13L12 223H14ZM32 222H30V224H32ZM58 222H59V220H58ZM82 222H83V221H82ZM98 222H99V221H98ZM136 222H137V223H136ZM147 222H146V223H147ZM179 222H180V221H179ZM190 222H191V221H190ZM253 222H254V221H253ZM75 223H76V222H75ZM77 223H78V222H77ZM96 223H97V222H96ZM146 223H145V224H146ZM158 223H159V222H157V224H158ZM161 223H162V221H161ZM24 224H25V223H24ZM26 224H27V223H26ZM88 224H89V223H88ZM145 224H144V226H147L149 223H148L147 225H145ZM20 225H21V224H20ZM20 225H19V226H20ZM28 225H29V224H27L26 226H28ZM33 225H34V223H33ZM79 225H80V224H79ZM150 225H151V224H150ZM211 225H212V224H211ZM81 226H83V225H81ZM144 226H141L142 229H145V228H143ZM148 226H149V225H148ZM148 226H147V227H148ZM157 226H158V225H157ZM226 226H227V225H225V224L223 223L222 228L224 229ZM22 227H23V223H22ZM22 227H21V228H22ZM75 227L78 228V227H77V224H76ZM75 227H74V228H75ZM116 227H117V226H116ZM137 227H138L139 229H138ZM154 227L156 228V225H153V230H152V226H150L149 228H151V230H150V231L148 230V231H145V232H152V231H153L152 234H154V235L157 234V230H154ZM25 228H26V227H25ZM28 228H29V227H28ZM30 228H32V227H30ZM34 228H35V225H34ZM34 228H32V229H34ZM64 228H65V227H64ZM80 228H81V227H80ZM136 228H137V229H136ZM228 228H229V227H228ZM15 229H16V227H15ZM46 229H47V228H46ZM72 229H73V228H72ZM78 229H79V228H78ZM83 229H84V228H83ZM86 229L88 230L89 228H86ZM129 229H130V228H129ZM135 229H136V230H135ZM156 229H157V228H156ZM1 230H2V227H1V229H0V233H2ZM20 230H22V229H20ZM20 230H19V231H20ZM80 230H81V229H80ZM90 230H91V229H90ZM137 230H138V231H137ZM146 230H147V229H146ZM220 230H221V229H220ZM248 230H249V229H248ZM262 230H263V229H262ZM77 231H79V230H77ZM155 231H156V232H155ZM228 231H229V229H228ZM13 232H14V231H13ZM13 232H12V233H13ZM21 232H22V231H21ZM62 232H63V231H62ZM72 232H73V231H72ZM145 232H144V230H143L142 235H143ZM5 233H6V232H5ZM7 233H8V232H7ZM19 233H20V232H19ZM28 233H29V232H28ZM134 233H133V234H134ZM124 234H125V233H124ZM124 234H123V235H124ZM130 234H131V233H130ZM145 234H146V233H145ZM145 234H144V236H145ZM251 234H252V232H251ZM260 234H261V233H260ZM263 234H264V233H263ZM1 235H2V234H1ZM19 235H20V234H19ZM115 235H116V234H115ZM135 235H136V234H135ZM142 235H140V238L142 237ZM149 235H150V234L148 233V234L146 235V237H148V238L150 239L151 237H149ZM157 235H158V234H157ZM220 235H221V234H219V236H220ZM252 235H253V234H252ZM2 236H3V235H2ZM10 236H11V234H10ZM17 236H18V235H17ZM83 236H84V235H83ZM130 236H131V235H130ZM207 236H208V235H207ZM5 237H6V236H5ZM12 237H14V235H12ZM27 237H28V236H27ZM36 237H37V236H36ZM78 237H79V236H78ZM78 237L76 236V241H77V238H78ZM93 237H94V236H93ZM137 237H138V236H137ZM164 237H165V236H164ZM234 237H235V236H234ZM10 238H11V237H10ZM73 238H74V237H73ZM79 238H80V237H79ZM84 238H85V237H84ZM90 238H91V237H90ZM131 238H132V236H131ZM140 238H138L137 241H138ZM142 238H144V237H142ZM156 238H158V237H156ZM212 238H213V237H212ZM261 238H262V237H261ZM1 239H2V237H0V243H1V241H2ZM7 239L9 240V238H7ZM30 239H31V238H30ZM80 239H81V238H80ZM80 239H79V240H80ZM153 239H154V238H153ZM201 239H202V238H201ZM5 240H6V239H5ZM27 240H28V239H27ZM121 240H122V239H121ZM161 240L163 241V239H161ZM232 240H234V238H233ZM43 241H44V240H43ZM113 241H114V240H113ZM146 241L148 242V240H146ZM154 241H155V240H154ZM204 241H205V240H204ZM6 242H7V240L5 241V243H6ZM21 242H22V240L20 241V243H21ZM28 242H29V240H28ZM38 242H39V241H38ZM150 242L152 243V240H151ZM150 242H149V246L151 247L152 245H150V244H151ZM175 242H176V241H175ZM20 243H19V244H20ZM85 243H87V242H85ZM127 243H129V242L127 241ZM145 243H146V242H145ZM188 243H189V242H188ZM251 243H252V242H251ZM136 244H137V243H136ZM138 244H140V242H139ZM138 244H137V245H133V248H135V246H138ZM152 244H153V243H152ZM0 245H1V244H0ZM2 245H3V243H2ZM2 245H1V246H2ZM15 245H16V244H15ZM79 245H80V243H78V246H79ZM159 245H162V243L159 244ZM256 245H257V244H256ZM5 246H6V245H5ZM7 246H9L8 243H7ZM7 246H6V248H7ZM76 246H77V245H76ZM129 246H130V245H129ZM153 246H155V245L153 244ZM157 246H158V245H157ZM208 246H209V245H208ZM208 246H206V247H208ZM254 246H255V244H254ZM49 247H50V246H49ZM139 247H141V246L139 245ZM147 247H148V246H147ZM6 248H5L4 245H3L2 249L4 250V249H6ZM81 248H82V247H81ZM136 248L138 249V247H136ZM152 248H153V247H152ZM193 248H194V247H193ZM233 248H234V246H233ZM64 249H65V248H64ZM74 249H77V248L74 247ZM89 249H90V248H88V250H89ZM95 249H96V248H95ZM129 249H130L129 251L132 250L131 248H129ZM141 249H143V248H141ZM3 250H2V251H3ZM65 250H66V249H65ZM111 250H112V249H111ZM135 250H136V249H135ZM143 250H144V251H142V253H144L145 250H147V251L150 252V250H148V249H146V248H144ZM155 250H156V249H155ZM157 250H159V249H157ZM186 250H188V249H186ZM193 250H194V249H193ZM251 250H252V249H251ZM0 251H1V248H0ZM127 251H128V250H127ZM133 251H134V250H133ZM137 251H139V250H137ZM161 251H162V250H161ZM247 251H248V250H247ZM4 252H5V251H4ZM94 252H95V251H94ZM105 252H107V251H105ZM131 252H132V251H131ZM131 252H129V253H131ZM198 252H199V251H198ZM37 253L39 254V252H37ZM41 253H42V252H41ZM134 253H135V252H134ZM134 253H133V255L136 256V254H134ZM139 253H140V252H139ZM142 253H140V257H141V255H142ZM153 253H154V252H153ZM153 253H152V255H153ZM179 253H180V252H179ZM181 253H182V252H181ZM214 253H215V252H214ZM231 253H232V252H231ZM248 253H249V252H248ZM251 253H252V255L249 254V258H250L249 260H247L245 257H241V256H243V254L241 255L240 253H237V254L235 253V254L233 255V257H232V260H231V257H230V260H231V261L228 260L227 262L229 263V261H230L231 263H229V264H241L242 262L245 263V264H260V258H263V257L260 255L259 251H258V250L256 251L255 249H253V250L251 251ZM16 254H18V253H16ZM30 254H31V253H30ZM195 254H196V253H195ZM195 254H194V256H195ZM238 254H239V255H238ZM2 255H3V257L5 258L6 254L2 252V254H1L0 257H2ZM131 255H132V253H131ZM133 255H132V256H133ZM145 255H147V254H145ZM148 255H149V254H148ZM184 255H185V253H184ZM31 256H32V254H31ZM37 256H39V255H37ZM60 256H61V255H60ZM88 256H89V255H88ZM96 256H97V255H96ZM96 256H95V257H96ZM150 256H151V254H150ZM155 256H156V255H155ZM157 256H159V255H157ZM27 257H28V258H27ZM27 257H25V259L28 260V259L30 258L29 254L27 255ZM39 257H40V256H39ZM84 257H85V256H84ZM112 257H113V256H112ZM133 257H134V256H133ZM133 257H132V259H133ZM137 257L139 258V255L136 256V258H137ZM175 257H177V256H175ZM184 257H186V256H184ZM195 257H196V256H195ZM4 258L2 259L3 261H4ZM59 258H61V257H59ZM97 258H98V257H97ZM159 258L161 259L162 257L159 256ZM192 258H193V257H192ZM192 258H191V259H192ZM226 258H227V256H226ZM5 259H6V258H5ZM186 259H187V258H186ZM193 259H194V258H193ZM193 259H192V260H193ZM2 260H1V262H3ZM17 260L19 261V259H17ZM82 260H84V259H82ZM104 260H105V258H104ZM133 260H134V259H133ZM133 260H132V261H133ZM135 260H136V259H135ZM162 260H163V259H162ZM29 261H30V259H29ZM157 261H158V259H157ZM163 261H164V260H163ZM262 261H263V260H262ZM1 262H0V263H1ZM21 262H22V259H21ZM88 262H89V261H88ZM191 262H193V261H191ZM4 263L6 264V261H5ZM4 263H1V264H4ZM53 263H54V262H53ZM80 263H81V262H80ZM103 263H104V262H103ZM196 263H197V261H196ZM59 264H60V263H59ZM92 264H93V263H92ZM132 264H133V262H132ZM160 264H161V263H160ZM198 264H208V263H207L206 261H204V260H203V261L201 260ZM212 264H213V263H212ZM216 264H225V262L222 261L221 259H219V258L217 257V258H216Z\"/></svg>",
	"mask_w": 264,
	"mask_h": 264
}]
</instances>
